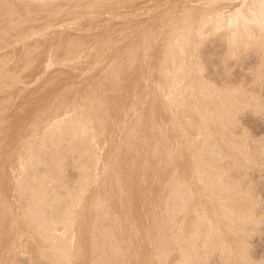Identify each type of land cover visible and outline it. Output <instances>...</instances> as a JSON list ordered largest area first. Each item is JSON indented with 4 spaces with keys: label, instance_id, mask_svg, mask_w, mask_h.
I'll use <instances>...</instances> for the list:
<instances>
[{
    "label": "rangeland",
    "instance_id": "374dc122",
    "mask_svg": "<svg viewBox=\"0 0 264 264\" xmlns=\"http://www.w3.org/2000/svg\"><path fill=\"white\" fill-rule=\"evenodd\" d=\"M169 1L171 4L169 3ZM257 3L258 2H256V0H213V1L212 0H129V1L128 0H111V1L110 0H105V1L104 0L102 1L100 0H93V1L92 0H0V55L2 56V57L0 56V60H1L0 61V65H1L0 66V70H1L0 71V76H1L0 77V244H1L0 252L2 251L0 253V264H51V263L59 264L61 262L60 260H62L60 264H62L63 262H65L64 264H105V263L106 264H119V263L126 264V262L127 264H163L166 261L170 262L171 259H172L171 263L173 262V264H188V263H181L180 258L178 257V253L180 255V252L178 251V249L177 248L171 249L168 244L169 238L171 236V232L174 231L177 227L178 228L181 227L185 233H188L189 231V234H191L192 232L191 229L195 230L193 232H198V231H201L200 228L202 227L201 233L203 232L202 233L203 235L198 232V234L195 235L194 237L196 241L193 240L195 249L197 247V250H196L197 252L195 251L196 257L194 256L192 263H189V264H194V260H195V264H197L196 258L198 256H200V259L199 257L197 258L200 260L199 264H232L233 262H235V264L237 263L238 264H264V225H262L264 224V42H261L262 40L264 41V35H262L264 34V31H261V29L257 27V25H255V22L256 24H259L260 22L264 21V16H262L264 15L262 14V12L264 13V11L261 12V9L255 6ZM86 4H88V6ZM249 4L251 6H249ZM14 5H16L17 7ZM82 6H84L86 10ZM181 9H182V12H180ZM84 10L86 12H84ZM22 11L24 13H22ZM212 11H214L216 14H214V12L212 14ZM252 12L255 14H253ZM256 12H259L260 14H262L260 15L262 17L258 16L259 13L257 14ZM210 14H212L213 16H211ZM217 15L221 16L222 18ZM227 15L230 19L226 17ZM210 17H211V21H210ZM241 17L249 21L248 26L243 25V23L241 22L238 23ZM259 17L263 20L259 21ZM227 18L230 21H233V22L236 21L235 22L236 25H234L235 23L228 21ZM255 18L258 20H256ZM212 20H214V22ZM220 20L222 23L220 22ZM215 23H217V25ZM44 26H46L47 28ZM226 27H229V29L227 30ZM238 28L239 29L241 28V30L239 31ZM241 31L243 32L242 34L240 33ZM248 31L251 32L252 34L248 33ZM257 31L259 32L256 33ZM31 32H33V34ZM237 32L239 33L236 36ZM30 34L32 35L30 36ZM256 34H259L260 39H258V36ZM230 35L237 42V45H238L237 50L239 51V54L241 53L240 54L241 56L237 63L232 62V63H236L235 65H231V64L229 65L230 67L233 68V70L230 73H226L224 67L221 64V61H222V58L225 56L226 52L229 50L228 49V37ZM242 35H244L245 37L247 36V37L246 38L244 36L242 37ZM200 37H207V39L201 42ZM241 37H242V41H241ZM66 39L68 40L69 44ZM254 39L257 41H255ZM190 41L192 42V44L189 45V43H191ZM17 42L19 43L21 42V43L19 44ZM185 43H186V46H185ZM201 43H202V46H201ZM259 43L261 44L258 45ZM82 46H83V49H82ZM188 46H192L191 49ZM30 47L32 50L30 49ZM34 47H36L37 49H35ZM256 47H258L257 50H256ZM47 48L49 49L47 50ZM52 52H53V55H51ZM184 53H186V55ZM65 55L67 57H65L64 59ZM182 55H183V58H182ZM184 57L186 58L184 59ZM76 58H78L79 60ZM187 58L188 60H186ZM59 61L62 62L63 64L60 63ZM183 61L186 63V66ZM188 61L190 64L188 63ZM170 63L172 64L170 65ZM177 64H180V67L177 68V66H179ZM24 67H27V68H24ZM156 70L158 71V73ZM178 70H179V73H178ZM185 70L187 71L185 72ZM190 70H194V71H190ZM195 70L197 71L195 72ZM18 71L19 73H17ZM159 71H160V75H158ZM182 73H185V74H182ZM195 73L197 74L199 78L197 76L192 75V74L195 75ZM7 74H10V75H7ZM7 77L10 78V80ZM175 77L178 78V80ZM182 77L184 78V81ZM194 78L195 80H193ZM18 79L21 81H19ZM175 82L177 84H175ZM190 82L191 83L196 82L198 87L196 86V84L193 85V83L191 86ZM162 84H165L166 86ZM179 84L180 86H177ZM163 86H164V89H163ZM165 87L166 89H169V90L165 91ZM209 87L211 89H209ZM158 88L160 91H158ZM175 88H177V90H174ZM191 88H192V92H191ZM230 88H231V91L234 92V94L227 92L229 91ZM179 89L180 90L182 89V90L180 91ZM196 89H198V92L196 91ZM213 89L215 90L214 92H213ZM184 90H186L187 92ZM201 90L203 91V93H201L202 92ZM204 90L205 91L207 90V92H205ZM157 91L158 93H160L159 96L157 94ZM170 92L172 95L170 94ZM194 92H196V96L194 95ZM215 92L217 94H215ZM184 93H186V97ZM238 94L239 96H237ZM163 95L165 96V99ZM167 95L168 97H166ZM235 95L237 97H235ZM224 96H225V100L228 99L227 102L223 100ZM229 96H233V97L230 98ZM160 97L162 98L160 99ZM197 97L201 99H198ZM210 97L212 98V100ZM150 98H152L151 99L152 102L150 101ZM237 98L239 99L237 100ZM155 99L157 103L155 102ZM167 99L170 100V103H168L169 101ZM231 99L237 100V101H232L233 102L232 103ZM184 100H185V103H184ZM187 100H188V103H187ZM178 101L181 103L179 104ZM194 101H197V104ZM199 101L201 102V104ZM224 101L226 102V105L229 106V107L227 106L228 109L232 107L231 104H234L235 107L230 109V111L232 112L234 116L230 113V111L228 115L230 116V118H232L233 116V120L235 121H231L232 119H229L228 117L225 118L226 117L225 115L223 117L222 113L226 108ZM133 102H134V105H133ZM208 102H210V104H208ZM234 102H238L237 103L238 107L236 103ZM171 103L175 107L170 105ZM202 103L203 104L206 103L205 106ZM221 103H223L224 106ZM184 104L186 106V109H185V106H183ZM194 104L196 108L194 107ZM211 104L214 108H212ZM162 105H163V108H161ZM182 107H184L183 112H181ZM203 107H205V109ZM173 108L174 109L177 108V110L174 111ZM187 108H189V110ZM194 108H195V111H193ZM190 109H193V110H190ZM200 109L202 110V113ZM204 110L206 111V114ZM210 110L212 111V113ZM120 111H122L124 115L121 114ZM171 111L175 112L174 113L175 116ZM198 111L201 114H199ZM208 111L210 114H208ZM214 111L216 114L214 113ZM156 114L157 116L154 117V115ZM184 115H187V116L189 115V116L184 117L183 119L180 118V116L182 117ZM221 115L223 119L221 118ZM121 116H123V118ZM170 116H171V119H170ZM190 116L191 117L193 116V117L191 118ZM200 116H203L204 118ZM126 117H127L126 121L128 120L127 123L126 121H124ZM176 117H178L177 118L178 121L176 120ZM157 118L159 119L162 118V120L161 119L160 120L163 123ZM186 118L188 119L186 120ZM195 118H196V121L194 120L192 122V120ZM202 118L204 120H202ZM216 118L218 120L219 118H221V122L223 123L227 121V123H230L231 127L229 124H228L229 125L228 127L227 124L224 123L225 127L223 130L213 131L210 134L207 130L208 120L214 121V120H217ZM199 121H202L203 123L200 122V125H199ZM70 122L71 123L74 122L72 124L74 125V127L70 124ZM174 122L176 123L177 128L175 127L176 125L174 124ZM232 122L235 124L232 125L233 124ZM188 123L191 125L192 124L195 125L194 126L195 128H193V125L191 126ZM122 124H124V126ZM142 125L144 126L143 129H142L143 127ZM186 125L191 130L193 129L192 132L194 133L197 132V134L190 132L191 130L189 129L187 130ZM76 126L77 128L79 126L81 127L80 129L79 128L77 129L78 133L76 132ZM148 126H149V129H148ZM171 126L173 129L171 128ZM69 127L72 129L75 128L74 129L75 132L69 129ZM84 127H85V130L83 129ZM226 127H227V130H225ZM96 128L98 131H96ZM177 129L179 130V132ZM146 130H148L149 133L148 131L146 132ZM102 131L103 132L105 131V133H103ZM127 131H129V133ZM154 131L156 132L158 131L157 134L159 135V137ZM95 132L96 133L99 132L98 136H96L97 134H95ZM113 132H114V135H112ZM184 132L186 134H184ZM206 132L210 134L209 135L210 137L208 136L210 142H208L207 140L208 134H205ZM142 133L144 136L142 135ZM160 133H162L163 135H160ZM190 133L194 134V136L196 135V137L192 136V134ZM107 134L109 135L108 139H107L108 137ZM72 135L74 137H77V139H74ZM78 135L79 136L81 135V136L78 137ZM220 135L222 138L220 137ZM71 136L73 137L72 139H74V141H71V138H70ZM82 136H85L84 139ZM111 136L114 138L112 139ZM137 136H138L139 141L137 139ZM81 137H82V140H85L87 143L81 141L80 140ZM177 137L179 138L177 139ZM69 138H70V141H69ZM141 138L144 140L143 141L144 143L142 142ZM106 139L107 141H110V144L107 143L109 147L106 145V142H105ZM94 140L95 142L92 144ZM147 140H148V143H147ZM199 140H201V142L203 143L206 140L207 144L206 143L203 144L199 142ZM78 141L80 143L83 142L87 145L83 144L85 146H82V143L80 144ZM69 142H74L75 144L74 143L72 144ZM129 142H130V145H129ZM175 142L178 145L175 144ZM228 143L230 144L228 145ZM91 144L92 146H94V148L92 149H91L92 147ZM134 144L136 145L135 148H134ZM148 144H150L149 147H148ZM162 144L164 146H162ZM170 144L172 147L170 146ZM72 145L74 146L76 145V146L71 149L70 146ZM78 145H81V146H78ZM102 145H106V146L104 147ZM112 145L113 147H111ZM142 145H145V146H142ZM183 145L185 148L183 147ZM200 145L204 148L200 147ZM48 146H51L52 148L54 146V148L52 149L51 147H49L50 149H52L50 150ZM180 146H181V149H180ZM193 146L195 147L193 148ZM44 148L48 149L52 154L48 150L47 152L46 149ZM75 148H76V151L74 150ZM132 148L135 149L136 153L134 152ZM165 148H166V152L164 153ZM140 149L142 152L140 151ZM150 149L151 151H149ZM53 150L54 152L57 153V155L56 153H53ZM91 150L93 151L91 152ZM145 150H146V154L144 152ZM198 150L200 151L203 150L204 154L202 153L203 151L199 152ZM96 151L98 152V155ZM114 151H115V154H113ZM80 152L81 154L86 152V154L80 155L79 154ZM149 152L151 153V155ZM206 152L209 157L205 154ZM77 154L79 156H77ZM91 154L92 156L89 157ZM100 154H101V158H99ZM164 154H165V157L162 156ZM167 155L170 156V159L168 158ZM204 155L208 158L205 159ZM129 156L130 158H128ZM33 157L35 158V160L33 159ZM47 157L49 158L52 157L53 160L50 158V162H49L47 161L48 159ZM139 157L141 161L143 160V164L140 163ZM153 157L157 160H155ZM196 157L198 159H196ZM95 158L96 160L98 158L97 164L95 162ZM148 158L150 159V161L148 160ZM159 158H160V161H159ZM104 159L105 160L107 159V160L105 161ZM121 159L123 160V162H121ZM171 159H173L174 162ZM108 160H109V163H108ZM212 160L214 162L213 163L214 166L211 163ZM40 161L43 162V166H42V163H40ZM99 161L101 163H99ZM38 162L40 163V165H36V163L39 164ZM85 162L86 163L88 162L89 165L88 163L86 164ZM164 162L166 163V165ZM49 163H50V168H49ZM81 163H85V165ZM93 163L94 165H92ZM121 163L123 164V167ZM135 163L138 164L137 168H136ZM174 163H176L177 165ZM190 163L193 165H191ZM201 163L202 164L204 163L203 164L204 167L202 165L200 166ZM140 164H142L141 165L142 168L140 167ZM198 164H199L200 169L197 166ZM90 165L93 168H91ZM153 166H155V169ZM189 167L193 171L190 170ZM210 167L213 169L212 170L213 172L211 171ZM95 168L97 169V172H95L96 171ZM149 168L152 170H150ZM22 169H24L23 172H22ZM98 169H100L102 173ZM30 170L34 174L31 173ZM50 170L52 172H50ZM140 170L142 173L139 172ZM196 170L198 171V173L196 172ZM46 171L47 172L49 171L48 172L49 174L47 176L45 175L47 174ZM89 171L90 173H88ZM92 171L95 172L94 174L96 177L94 176V174H92L93 176L91 175V173H93ZM104 171H106L105 174H104ZM133 171L136 172L135 175ZM149 171L152 173H150ZM187 171H189L190 174ZM18 172L19 174H17ZM29 172L30 174H28ZM42 173L44 174L45 178L42 176ZM98 173L100 174V176H98ZM20 174H21V177H20ZM83 174L87 175L86 178ZM208 174L211 175L212 177L209 176ZM15 175H17V177ZM30 175H33V176H30ZM149 175H151V177ZM205 175H207L208 177L207 176L205 177ZM24 176H27V177L24 178ZM88 176L90 180L87 178ZM153 176L155 177L153 178ZM189 176L192 178H190ZM41 177H43V181H40L42 180ZM112 177H114L115 179L114 178L112 179ZM209 177H211V179ZM19 178H21V180ZM33 178H35L37 182H35ZM136 178L138 179V181ZM207 178L210 179L211 181L208 180ZM16 179H18L19 182ZM45 179L48 182H46ZM81 179H82V182H80ZM124 179H126L125 182H124ZM213 179H216L219 182L217 181L215 183V180ZM120 180H123V181H120ZM162 180L164 181V183L162 182ZM202 180L206 184H204ZM99 181L101 184L99 183ZM114 181H115V185L113 183ZM222 181L224 182L225 185L223 184ZM13 182L14 183L17 182V184H14ZM31 182H32V185L34 184L33 186L35 188L31 185ZM119 182L120 183L124 182L123 184L125 187L123 186V184H119ZM221 182L222 184H220ZM37 183L39 185L38 187L39 189L40 187L41 189L44 188L43 190L41 189L40 190L45 192L43 195L45 197V201H48V202H45V206L49 208V212H47L48 208L46 209V207H44L45 212H44L43 218H41V216L38 215L36 210H34V208L37 209L36 207L38 205V200H36V196L38 195L39 198L41 196V191L38 190V188H36L38 186V185L36 186ZM42 183L45 186L42 185ZM87 183L90 184L88 185L89 188L87 186ZM92 183L94 185H92ZM170 183L171 185H169ZM202 183L204 184V186ZM79 184H81L80 188H79ZM137 184L138 186H136ZM17 185L18 187L14 188ZM176 185H178V188ZM23 186L24 188H22ZM106 186L108 187V189ZM224 186L226 187V189L227 187H229L230 190L229 191L228 189L227 191L221 190V189H225ZM190 187H193V188H190ZM210 187H213V188L211 189ZM19 188H21V192ZM77 188H78V192H77ZM82 188H83V191H82ZM146 188H148V194H147ZM180 188L181 190H179ZM216 188L218 189V192L219 190L221 191L220 194L217 192V190H214ZM13 189H17L19 191L15 192L17 190L14 191ZM115 189L117 191L119 190V195L117 194L118 192L115 191ZM128 189L130 192L128 191ZM160 189L161 191L159 193ZM183 189L185 191H183ZM32 190L33 191L35 190L36 192L35 191L33 192ZM37 190L40 192L39 194ZM84 190H85L84 195L83 194L81 195V193H83ZM101 190L103 191L102 193H104V195H102L103 197L101 196L102 198L100 197V195L102 194ZM122 190L124 193H122ZM113 191L115 192V194ZM134 191L136 192L134 193ZM87 192L88 194H86ZM95 192H97L98 195ZM191 192L194 194V197H193V194H191ZM224 192L226 193L228 192L231 195H228V193L226 195ZM34 193L36 196H34ZM78 193L80 194V196L77 195ZM91 193L93 194L91 195ZM107 193H108V198L106 196ZM186 194L189 197L191 196V198L188 199L189 197ZM212 194L214 196L213 198H212ZM222 194L223 195L225 194L226 196L224 195L225 196L224 197ZM50 195H52L51 198H48ZM70 195L72 196L75 195V196L72 197ZM76 195L79 197H77ZM89 195H91V197H89ZM184 195H185V200H184ZM104 196L106 200L104 199ZM156 196L157 197L159 196V199ZM176 196H178V199ZM219 196L221 197V199H219L220 198ZM29 197L33 198L35 202L33 199ZM52 197H53V200H52ZM66 197L68 198L66 199ZM83 197H85L86 202L90 201L89 204L88 203L86 204V202H84L85 199H82ZM93 197L96 200L100 199L101 201L100 200L96 201ZM155 197L157 200H155ZM165 198H166L165 203L166 204L169 203L167 205L164 203ZM215 198L217 201L215 200ZM63 199L66 202H64ZM124 199L125 201H123ZM162 199H163V202L159 201ZM25 200L27 201V203ZM30 200L32 201L31 203L35 205L36 207L35 206L32 207L33 205L29 203ZM71 200L72 202L70 203ZM174 200L175 201L183 200L184 205L183 206H181L180 204L176 205L173 203ZM188 200H190V202H188ZM231 200L233 201V203ZM107 201L108 203H106ZM226 201L227 203L228 201L230 204L232 203L231 205L233 206V208H231L232 206L230 207V205H228L229 203L228 204L225 203ZM21 202H24V203H21ZM49 202L52 203V206L49 204ZM58 202H60V205L57 204ZM61 202L64 204H61ZM73 202H74V205L72 204ZM154 202L158 205H155ZM159 202L163 203L165 207H163V204L160 206L161 203ZM219 202H221V204L222 202H224L225 206L223 204L220 205ZM28 203L31 206H29ZM78 203L82 206H78L79 205ZM96 203H98L99 206H97ZM101 203L104 204L103 205L104 207L102 206ZM95 204H96V210H97V211L95 210L96 213L93 211V209H95ZM123 204H124L125 210H124ZM214 204L216 205V207ZM116 205L120 207L119 209H121L120 211L122 212V214L121 212H119L120 214L118 213L119 209ZM126 205L128 207H126ZM25 206L27 207L26 208L27 210H25L24 208ZM217 206L218 207L220 206L219 208L221 209L223 208V209L221 210ZM61 207L65 209L63 210V208ZM69 207L71 209H69ZM90 207H92L93 209H91ZM105 207L107 208V210ZM114 207H115V210H114ZM83 208H87V209L85 210ZM162 208L164 212L165 210H167L165 214L164 212L162 214V211H161ZM197 208H199V210H197ZM216 208L217 210L218 209L219 210L217 211ZM28 209L30 211H28ZM179 209L182 210V212ZM60 210L63 211V213H65L63 214V216H62V212H59ZM91 210H92V213H91ZM105 210L107 212H105ZM158 210L160 211V214L162 216L164 215L165 217L164 216L160 217L161 215L158 214L159 213ZM170 210L172 212H170ZM23 211L25 212V216L23 215L24 214ZM26 211L28 213H26ZM200 211L203 215L199 213ZM33 212L36 213L35 216L33 215L35 214ZM169 212L171 213L170 215H169ZM177 212H180L182 214L184 213L182 215L183 217H181V214ZM229 212H231V214L228 215L227 213ZM30 213H31L30 217L31 218L33 217L32 219L29 218ZM46 213L50 214V216L47 215ZM52 213H53V216L51 215ZM106 213L107 214L109 213L108 214L109 217L107 216ZM110 213L111 214L113 213V215H111ZM118 214L120 216L124 214L123 216L125 217L122 216L123 218H121ZM235 214L238 216L237 218L239 219H236ZM56 215L60 216V219H63L65 216V218L63 219V223H62V220L58 222L59 219L58 217H56ZM171 216L173 217L174 222H173V219H171L172 218ZM178 216L182 218L181 220L182 222L180 221V218ZM209 216L212 217L211 220ZM231 216L233 218H231ZM35 217L36 218L39 217L38 219L39 221L35 219ZM44 217L45 218L47 217L46 218L47 224H43L41 221L44 219ZM50 217H54V218H50ZM69 217L72 218V220H70ZM191 217L194 220L193 219L190 220ZM199 217H201V219H198ZM48 218L53 219V220H50ZM86 218L88 219L86 220ZM165 218H168L169 220ZM226 218L227 220L225 222ZM230 218H231V221H229ZM92 219H93V223H91ZM160 219L162 220L160 221ZM232 219L234 222L232 221ZM35 220L37 221V224ZM64 220L68 221V225H67V222L65 225ZM176 220L179 221L178 222L179 225L177 224V222H175ZM189 220H190L189 224H186ZM40 221L42 224L40 223ZM48 221H51V223H49ZM151 221H154V222H151ZM31 222L34 225L30 224ZM38 222L40 224H38ZM77 222L78 223L80 222L79 225ZM136 222L138 226H136ZM191 222L193 225H190ZM220 222H222L223 224H221ZM122 223L124 224V226ZM131 223L133 224V226ZM173 223L174 225L176 224L178 226L175 225L176 226L175 227ZM194 223H196V226ZM227 223H229V226ZM59 224L61 226L60 229H56L59 227ZM63 224H64V228H62ZM86 224L88 225L86 226ZM165 224L169 225V229L167 228L168 226H166ZM198 224H200L201 227H199ZM39 225H41L42 227ZM47 225H49L48 227L51 226L49 230L47 229L48 228ZM126 225L128 227L130 226L129 228H131L132 232L129 230V228ZM187 225H189L192 228L188 227ZM203 225H205V227ZM224 225H226V227ZM233 225H235V227ZM35 226L37 227V230ZM65 226H67V230H65L66 232L68 231L70 233L69 230H72V229L74 230V232L71 231L70 234L68 232L66 233L64 231V229H66ZM68 226H70V229ZM78 226H79V229H78ZM154 226H156L157 228L155 227L154 229ZM186 226L188 230H186ZM197 226L198 228H196ZM84 227L86 228V231L89 233H86V231L84 230L85 229ZM41 228L43 231L47 229L45 231L46 234L42 232ZM206 228H207V231H206ZM212 229L214 230L216 229V230L213 231ZM50 230L52 231L50 232ZM61 230L64 234H66V236L64 235L65 240L68 235L71 236L72 239L75 237V240L73 239V241L70 242L72 239L68 236L69 239L66 240L65 242V240H63L64 238L62 237L63 235L61 233ZM101 230L102 232L104 231L103 232L104 235L101 232ZM135 230L138 234L135 232ZM169 230H170V233L167 234ZM57 231L60 232L58 235H57L58 233ZM76 232H79L78 233L79 235ZM98 232L99 234L97 235ZM48 233H49V236L52 235L50 233H53L52 239H54V237L56 240L61 238V241L63 242L61 241L60 242L65 243V244H62L64 245L63 248H62V245L59 246L58 243L54 242L51 239V237H46L48 236ZM74 233L78 236H76ZM115 233L116 234L119 233V235L117 234L116 236ZM199 234L202 237H200ZM209 234L213 235L211 236L213 240L210 238ZM222 234H223V237H222ZM204 235L206 238L204 237ZM214 235H216L217 239L215 238ZM83 236H84V239L82 240ZM85 236L86 237L88 236V237L86 238ZM105 236L107 237V239H104L106 238ZM23 237L25 238L27 237V238L25 239ZM39 237H41L42 239ZM111 237L113 239H111ZM125 237H126V240H124ZM199 237L201 239H199ZM19 238H20V241H19ZM162 238L164 239V242L162 241L163 240ZM203 238L205 240H202ZM207 238L209 239L207 240ZM214 238L216 241H214ZM1 239L3 240V242L1 241ZM98 239L100 240V242ZM118 239L119 240L121 239V241H119ZM145 239H147L148 241H146ZM218 239H219L218 241L219 244L216 243ZM234 239H235V242H233ZM46 240L47 241L50 240L51 243L53 241L52 243L53 245L47 242ZM112 240L114 241L112 242ZM152 240L153 242H151ZM87 241L88 242L90 241V242L88 243ZM202 241H204V243H202ZM81 242L83 243V245H81L82 244ZM195 242H196V246H195ZM212 242L214 243V245ZM221 242L223 245L221 244ZM20 243L21 244L24 243V244L21 245ZM54 243L57 244V246H54L55 245ZM71 243L72 244L77 243V244L76 245L74 244L73 246ZM19 244L21 245L20 249L14 248V246L19 248ZM67 244L69 245V247ZM209 244L213 246L212 247L208 246ZM224 244H226L228 246V249H230L228 254H227L228 250L227 249H226L227 251L225 250L224 247H226V245ZM237 244H239L240 246ZM66 245L68 249L71 247L69 249L70 252L69 254H67V259H62L61 250H63L66 247ZM220 245L221 247L223 246L222 248L223 250L221 249ZM232 245L234 246V249L232 248L233 247ZM43 246H45L44 249H43ZM52 246H54V248L56 250L58 249L59 251L53 250ZM116 246H118V248ZM148 246L150 247V249ZM153 246L156 248V250L155 248H153ZM90 247L92 248L90 249ZM134 247H136V249ZM238 247H241L240 251ZM40 248L42 249L43 252L41 251ZM82 248L83 249L85 248V250L82 251ZM242 248L244 251L242 250ZM74 249L78 253L73 251ZM77 249H80L81 251ZM89 249L93 251H90ZM152 249L154 250V253ZM14 250H16V252ZM17 250L22 253H19V252L17 253ZM175 250L177 252H174ZM11 251H13V253ZM23 251L25 254H23ZM32 251L34 252L33 254H31ZM111 251H112V254H110ZM113 251H114V255H113ZM236 251L238 252L236 253ZM48 252L52 254L50 255ZM58 252L60 255L59 256L60 260L58 259L59 257H56V255H54V253L58 255ZM74 252L77 253L76 255L77 257L74 255L75 254ZM82 252H84V254ZM198 252H199V255H197ZM222 252H224L228 256L226 257V255L223 254ZM27 253L30 255H28ZM42 253H44V255H42ZM70 253L71 255L73 254L72 256L74 258L70 256ZM231 253H234L232 257H231ZM45 254H49V255L46 256ZM87 254L89 256L91 255L90 258ZM239 254L241 257L245 254L247 258H245V256H243L242 258H237ZM109 255L110 256L112 255L111 256L112 258ZM169 255H171V258L169 257ZM234 255L236 258H234ZM30 256H32V258ZM69 256L72 258V260L71 258H69ZM79 256L80 257L82 256L80 258L81 261L79 259ZM97 256L99 257V259ZM133 256L135 258H133ZM175 256L177 258H175ZM46 257L48 260L46 259ZM52 257L53 258L55 257V260L52 259ZM102 259L104 262L102 261ZM173 259L174 261L178 259L177 260L178 263L176 261L175 263ZM230 259H232L233 262H231ZM169 262H167V264H171Z\"/></svg>",
    "mask_w": 264,
    "mask_h": 264
},
{
    "label": "bare ground",
    "instance_id": "6f19581e",
    "mask_svg": "<svg viewBox=\"0 0 264 264\" xmlns=\"http://www.w3.org/2000/svg\"><path fill=\"white\" fill-rule=\"evenodd\" d=\"M92 1H93V0H92ZM100 1H102V0H100ZM104 1H105V0H104ZM110 1H111V0H110ZM128 1H129V0H128ZM212 1H213V0H212ZM94 2H95V1H94ZM149 2H150V1H149ZM256 2H258V0H256ZM73 3H74V2H73ZM77 3H78V2H77ZM90 3H92V2H90ZM152 3H153V2H152ZM165 3H166V1H165ZM165 3H164V4H165ZM169 3H170V1H169ZM253 3H255V2H253ZM75 4H76V3H75ZM100 4H101V3H100ZM162 4H163V3H162ZM170 4H171V3H170ZM198 4H199V3H198ZM8 5H9V4H8ZM73 5H74V4H73ZM86 5L88 6V4H86ZM117 5H118V4H117ZM157 5H158V4H157ZM200 5H201V4H200ZM14 6H16V5H14ZM91 6H92V5H91ZM93 6H94V5H93ZM115 6H116V5H115ZM249 6H251V5L249 4ZM16 7H17V6H16ZM82 7L84 8V6H82ZM82 7H81V8H82ZM85 7H86V6H85ZM89 7H90V5H89ZM253 7H254V6H253ZM14 8H15V7H14ZM72 8H73V7H72ZM76 8H77V7H76ZM91 8H92V7H91ZM150 8H151V7H150ZM156 8H157V7H156ZM192 8H193V7H192ZM16 9H17V8H16ZM84 9L86 10V8H84ZM94 9H95V8H94ZM98 9H99V8H98ZM117 9H118V8H117ZM126 9H127V8H126ZM145 9H146V8H145ZM18 10H19V9H18ZM56 10H57V8H56ZM85 10H84V12H86ZM108 10H109V9H108ZM154 10H155V9H154ZM229 10H230V9H229ZM250 10H251V9H250ZM252 10H253V9H252ZM254 10H255V9H254ZM90 11H91V10H90ZM94 11H95V10H94ZM231 11H232V10H231ZM256 11H258V10H256ZM84 12H83V13H84ZM92 12H93V11H92ZM137 12H138V11H137ZM147 12H148V11H147ZM180 12H182V9H181ZM213 12H214V11H212V14H213ZM227 12H228V11H227ZM229 12H230V11H229ZM250 12H251V11H250ZM261 12H262V10H261ZM22 13H24V12L22 11ZM72 13H73V12H72ZM80 13H81V12H80ZM88 13H89V12H88ZM168 13H169V11H168ZM252 13H253V12H252ZM252 13H251V14H252ZM256 13L258 14L259 12H256ZM53 14H54V13H53ZM57 14H58V12H57ZM109 14H110V13H109ZM140 14H141V13H140ZM212 14H210V15L213 16ZM214 14H216V13L214 12ZM217 14H218V13H217ZM224 14H225V13H224ZM224 14H223V15H224ZM244 14H245V12H244ZM253 14H255V13H253ZM262 14H264V13L262 12ZM262 14L259 13L258 16H260V15H262ZM51 15H52V14H51ZM71 15H72V14H71ZM137 15H138V14H137ZM156 15H157V14H156ZM223 15H222V16H223ZM54 16H55V15H54ZM163 16H165V15H163ZM215 16H216V15H215ZM215 16H214V18H215ZM217 16H219V15H217ZM245 16H246V15H245ZM250 16H251V15H250ZM250 16H249V17H250ZM255 16H256V15H255ZM262 16H264V15H262ZM262 16H260V17H262ZM56 17H57V16H56ZM207 17H208V16H207ZM219 17H221V16H219ZM223 17H224V16H223ZM226 17H228V15H227ZM230 17H231V16H230ZM260 17H259V21H262L263 19H261ZM81 18H82V17H81ZM208 18H209V17H208ZM221 18H222V17H221ZM221 18H219V19H221ZM224 18H225V17H224ZM224 18H223V19H224ZM228 18H229V17H228ZM228 18H227V20L230 21V20H229L230 18H229V19H228ZM245 18H246V17H245ZM16 19H17V18H16ZM216 19H217V18H216ZM223 19H222V20H223ZM255 19H256V18H255ZM260 19H261V20H260ZM69 20H70V19H69ZM214 20H215V19H214ZM214 20H212V21L214 22ZM217 20H218V19H217ZM231 20H232V19H231ZM237 20H238V19H237ZM256 20H258V19H256ZM66 21H67V20H66ZM88 21H89V20H88ZM210 21H211V17H210ZM252 21H253V20H252ZM259 21H258V22H259ZM85 22H86V21H85ZM146 22H147V21H146ZM149 22H150V21H149ZM213 22H212V23H213ZM215 22H216V21H215ZM220 22H221V20H220ZM223 22H224V21H223ZM230 22H233V21H230ZM235 22H236V21H235ZM235 22H233V23H235ZM240 22H241V20L238 21V23H240ZM262 22H264V21H262ZM217 23H218V22H217ZM217 23H215V24L217 25ZM221 23H222V22H221ZM226 23H228V22H226ZM252 23H253V22H252ZM75 24H77V23H75ZM215 24H213V25H215ZM253 24H254V23H253ZM56 25H57V24H56ZM106 25H107V24H106ZM143 25H144V24H143ZM226 25H227V24H226ZM229 25H230V24H229ZM234 25H236V23H235ZM255 25H258V24H256V22H255ZM49 26H50V25H49ZM149 26H151V25H149ZM224 26H225V24H224ZM227 26H228V25H227ZM231 26H232V25H231ZM247 26H248V25H247ZM44 27H46V26H44ZM72 27H73V26H72ZM237 27H239V26H237ZM257 27H258V26H257ZM46 28H47V27H46ZM50 28H52V27H50ZM50 28H49V30H50ZM226 28H227V30L229 29V27H226ZM226 28H225V30H226ZM230 28H231V27H230ZM232 28H233V27H232ZM249 28H250V27H249ZM68 29H69V28H68ZM70 29H71V28H70ZM84 29H85V28H84ZM84 29H83V30H84ZM181 29H182V28H181ZM238 29H239V28H238ZM253 29H255V28H253ZM41 30H42V29H41ZM104 30H105V29H104ZM185 30H186V29H185ZM185 30H184V31H185ZM236 30H237V29H236ZM240 30H241V28L239 29V31H240ZM246 30H247V28H246ZM84 31H85V30H84ZM119 31H120V30H119ZM145 31H146V30H145ZM181 31H182V30H181ZM33 32H34V30H33ZM33 32H31V33L33 34ZM36 32H37V31H36ZM40 32H41V31H40ZM182 32H183V31H182ZM258 32H259V31H257L256 33H258ZM45 33H46V32H45ZM45 33H44V34H45ZM179 33H180V31H179ZM184 33H186V32H184ZM238 33H239V32H237L236 36L238 35ZM240 33L242 34L243 32L241 31ZM244 33H246V32H244ZM248 33H251V32L248 31ZM32 34H30V36H31ZM120 34H121V33H120ZM120 34H119V35H120ZM182 34H183V33H182ZM190 34H191V33H190ZM190 34H189V36H190ZM251 34H252V33H251ZM251 34H250V35H251ZM179 35H180V34H179ZM183 35H184V34H183ZM183 35H182V36H183ZM220 35H221V34H220ZM256 35L258 36V39H260L259 34H256ZM262 35H264V34H262ZM59 36H60V35H59ZM124 36H125V34H124ZM243 36H244V35H242V37H243ZM251 36H252V35H251ZM25 37H26V36H25ZM148 37H149V36H148ZM242 37H241V41H242ZM244 37H245V36H244ZM246 37H247V36H246ZM246 37H245V38H246ZM34 38H35V37H34ZM124 38H125V37H124ZM142 38H143V37H142ZM182 38H183V37H182ZM235 38H236V37H235ZM237 38H238V37H237ZM245 38H243V39H245ZM249 38H250V37H249ZM253 38H254V36H253ZM17 39H18V38H17ZM23 39H24V37H23ZM31 39H32V38H31ZM66 40H67V39H66ZM254 40H255V39H254ZM261 40H262V39H261ZM19 41H20V40H19ZM237 41H238V40H237ZM255 41H257V40H255ZM25 42H26V41H25ZM58 42H59V41H58ZM67 42H68V40H67ZM67 42H66V43H67ZM190 42H191V41H190ZM258 42H259V41H258ZM258 42H257V43H258ZM261 42H264V41L262 40ZM17 43H19V42H17ZM20 43H21V42H20ZM20 43H19V44H20ZM34 43H36V42H34ZM34 43H33V44H34ZM138 43H139V42H138ZM141 43H142V42H141ZM236 43H237V42H236ZM33 44H32V45H33ZM68 44H69V42H68ZM72 44H73V43H72ZM102 44H103V43H102ZM114 44H115V43H114ZM190 44H192V42L189 43V45H190ZM255 44H256V43H255ZM260 44H261V43H259L258 45H260ZM57 45H58V44H57ZM65 45H66V44H65ZM87 45H88V44H87ZM182 45H183V44H182ZM256 45H257V44H256ZM7 46H8V45H7ZM34 46H35V45H34ZM49 46H50V45H49ZM91 46H92V45H91ZM183 46H184V45H183ZM185 46H186V43H185ZM38 47H39V46H38ZM75 47H76V46H75ZM178 47H179V45H178ZM181 47H182V46H181ZM188 47L191 49L192 46H188ZM34 48L37 49L36 47H34ZM65 48H66V47H65ZM189 48H188V49H189ZM257 48H258V47H256V50H257ZM30 49H31V47H30ZM48 49H49V48H47V50H48ZM82 49H83V46H82ZM91 49H92V48H91ZM176 49H177V48H176ZM180 49H181V48H180ZM242 49H243V48H242ZM260 49H261V48H260ZM24 50H25V49H24ZM31 50H32V49H31ZM31 50H30V51H31ZM88 50H89V49H88ZM88 50H87V51H88ZM182 50H183V49H182ZM25 51H26V50H25ZM25 51H24V52H25ZM81 51H83V50H81ZM84 51H85V50H84ZM187 51H188V50H187ZM27 52H28V50H27ZM49 52H50V51H49ZM53 52H54V51H53ZM53 52H52L51 55H53ZM68 52H69V51H68ZM79 52H80V51H79ZM79 52H78V53H79ZM88 52H89V51H88ZM100 52H101V51H100ZM188 52H189V51H188ZM258 52H259V51H258ZM47 53H48V51H47ZM69 53H70V52H69ZM96 53H97V52H96ZM181 53H182V52H181ZM190 53H191V52H190ZM23 54H24V53H23ZM65 54H66V53H65ZM94 54H95V53H94ZM184 54L186 55V53H184ZM240 54H241V53H240ZM258 54H259V53H258ZM261 54H262V53H261ZM47 55H48V54H47ZM66 55H67V54H66ZM66 55L64 56V59H65V57H67ZM86 55H87V53H86ZM187 55H189V54H187ZM0 56H1V55H0ZM27 56H28V55H27ZM29 56H30V55H29ZM68 56H69V55H68ZM72 56H73V55H72ZM74 56H75V55H74ZM240 56H241V55H240ZM1 57H2V56H1ZM52 57H53V56H52ZM77 57H78V56H77ZM186 57H188V56H186ZM186 57H184V59H185ZM72 58H73V57H72ZM74 58H75V57H74ZM83 58H84V57H83ZM98 58H100V57H98ZM182 58H183V55H182ZM10 59H11V58H10ZM50 59H51V58H50ZM76 59H78V58H76ZM177 59H178V58H177ZM66 60H67V59H66ZM69 60H70V59H69ZM78 60H79V59H78ZM96 60H97V59H96ZM167 60H168V59H167ZM171 60H172V59H171ZM179 60H180V59H179ZM186 60H188V58H187ZM0 61H1V60H0ZM63 61H64V60H63ZM71 61H72V60H71ZM76 61H77V60H76ZM184 61H185V60H184ZM184 61H183V62H184ZM56 62H57V61H56ZM59 62H60V61H59ZM94 62H95V61H94ZM100 62H101V61H100ZM174 62H175V60H174ZM177 62H178V60H177ZM185 62H186V61H185ZM185 62H184V63H185ZM3 63H4V62H3ZM60 63H62V62H60ZM188 63H189V61H188ZM4 64H5V63H4ZM62 64H63V63H62ZM71 64H72V63H71ZM97 64H98V63H97ZM161 64H162V63H161ZM171 64H172V63H170V65H171ZM173 64H174V63H173ZM189 64H190V63H189ZM2 65H3V64H2ZM93 65H94V63H93ZM164 65H165V64H164ZM177 65H179V66H177V68L180 67V64H177ZM0 66H1V65H0ZM50 66H51V65H50ZM64 66H65V65H64ZM69 66H70V65H69ZM87 66H88V65H87ZM183 66H184V65H183ZM185 66H186V63H185ZM66 67H67V66H66ZM156 67H157V65H156ZM167 67H168V66H167ZM20 68H21V67H20ZM24 68H27V67H24ZM24 68H23V69H24ZM177 68H176V69H177ZM191 68H192V66H191ZM86 69H87V68H86ZM90 69H91V68H90ZM90 69H88V70H90ZM154 69H155V68H154ZM158 69H159V68H158ZM174 69H175V68H174ZM181 69H182V68H181ZM185 69H186V67H185ZM88 70H87V72H88ZM169 70H170V69H169ZM187 70H188V69H187ZM187 70H185V72H186ZM0 71H1V70H0ZM156 71H157V70H156ZM175 71H176V70H175ZM190 71H194V70H190ZM196 71H197V70H195V72H196ZM85 72H86V70H85ZM171 72H172V71H171ZM8 73H9V72H8ZM10 73H11V72H10ZM17 73H19V71H18ZM151 73H152V72H151ZM157 73H158V71H157ZM178 73H179V70H178ZM180 73H181V72H180ZM192 73H193V72H192ZM5 74H6V72H5ZM81 74H82V73H81ZM182 74H185V73H182ZM7 75H10V74H7ZM15 75H16V73H15ZM39 75H40V74H39ZM158 75H160V71H159V74H158ZM192 75H193V76H197L196 73H195V75H194V74H192ZM17 76H18V75H17ZM0 77H1V76H0ZM39 77H40V76H39ZM119 77H120V76H119ZM173 77H174V75H173ZM197 77H198V76H197ZM197 77H196V78H197ZM7 78H8V77H7ZM17 78H18V77H17ZM117 78H118V77H117ZM161 78H162V77H161ZM175 78H176V77H175ZM175 78H174V79H175ZM182 78H183V77H182ZM198 78H199V77H198ZM8 79L10 80V78H8ZM11 79H12V78H11ZM35 79H36V78H35ZM35 79H34V80H35ZM120 79H121V78H120ZM158 79H159V78H158ZM176 79L178 80V78H176ZM18 80H19V79H18ZM37 80H38V79H37ZM37 80H36V81H37ZM156 80H157V79H156ZM161 80H162V79H161ZM163 80H164V79H163ZM172 80H173V79H172ZM193 80H195V78H194ZM193 80H192V81H193ZM199 80H200V79H199ZM16 81H17V80H16ZM19 81H21V80H19ZM183 81H184V78H183ZM11 82H12V81H11ZM159 82H160V81H159ZM171 82H172V81H171ZM180 82H181V81H180ZM186 82H187V81H186ZM198 82H199V81H198ZM117 83H118V82H117ZM172 83H173V82H172ZM190 83H191V82H190ZM190 83H189V84H190ZM192 83H193V85L196 84V82H192ZM192 83H191V86H192ZM4 84H5V83H4ZM14 84H15V83H14ZM156 84H157V83H156ZM158 84H159V83H158ZM175 84H177V83L175 82ZM182 84H183V83H182ZM186 84H187V83H186ZM198 84H199V83H198ZM29 85H30V84H29ZM162 85H165V84H162ZM26 86H28V85H26ZM26 86H24V87H26ZM153 86H154V85H153ZM157 86H159V85H157ZM157 86H155V87H157ZM165 86H166V85H165ZM173 86H174V84H173ZM177 86H180V84L177 85ZM177 86H176V87H177ZM196 86H197V84H196ZM196 86H195V88H196ZM10 87H11V86H10ZM24 87H23V88H24ZM155 87H154V88H155ZM160 87H161V86H160ZM171 87H172V86H171ZM187 87H188V86H187ZM197 87H198V86H197ZM7 88H8V87H7ZM23 88H22V89H23ZM184 88H185V86H184ZM188 88H189V87H188ZM155 89H156V88H155ZM163 89H164V86H163ZM163 89H162V90H163ZM171 89H172V88H171ZM201 89H203V88H201ZM205 89H206V88H205ZM209 89H211V88L209 87ZM152 90H153V89H152ZM166 90H169V89H166V87H165V91H166ZM174 90H177V88H175ZM174 90H173V91H174ZM179 90H180V89H179ZM181 90H182V89H181ZM181 90H180V91H181ZM186 90H187V88H186ZM186 90H184V91H186ZM2 91H3V90H2ZM158 91H160L159 88H158ZM158 91H157V94H158V96H159L160 93H158ZM163 91H164V90H163ZM173 91H172V92H173ZM196 91L198 92V89H196ZM201 91H202V90H201ZM204 91H205V90H204ZM210 91H212V90H210ZM214 91H215V90L213 89V92H214ZM216 91H217V90H216ZM225 91H227V90H225ZM186 92H187V91H186ZM191 92H192V88H191ZM205 92H207V90H206ZM227 92H230V93H233V94H234V92L231 91V88H230L229 91H227ZM174 93H175V92H174ZM201 93H203V91H202ZM222 93H223V92H222ZM152 94H153V93H152ZM163 94H164V93H163ZM170 94H171V92H170ZM184 94H185V97H186V93H184ZM205 94H206V93H205ZM215 94H217V93L215 92ZM218 94H219V93H218ZM239 94H240V93H239ZM239 94H238L237 96H239ZM171 95H172V94H171ZM171 95H170V96H171ZM194 95L196 96V92H194ZM220 95H221V94H220ZM163 96H164V95H163ZM163 96H162V97H163ZM173 96H174V95H173ZM179 96H180V95H179ZM201 96H202V95H201ZM207 96H208V94H207ZM237 96L235 95V97H237ZM136 97H137V96H136ZM149 97H150V96H149ZM162 97H160V99H161ZM166 97H168V95H167ZM214 97H215V96H214ZM227 97H228V95H227ZM229 97L231 98V97H233V96H229ZM158 98H159V97H158ZM170 98H171V97H170ZM174 98H175V97H174ZM197 98H198V97H197ZM203 98H204V97H203ZM210 98H211V97H210ZM215 98H216V97H215ZM151 99H152V98H150V101H151ZM164 99H165V96H164ZM168 99H169V98H168ZM168 99H167V100H168ZM180 99H181V98H180ZM198 99H201V98H198ZM207 99H208V98H207ZM233 99H234V98H233ZM238 99H239V98H237V100H238ZM106 100H107V98H106ZM158 100H159V99H158ZM167 100H166V101H167ZM173 100H174V99H173ZM192 100H194V99H192ZM205 100H206V98H205ZM211 100H212V98H211ZM213 100H214V99H213ZM223 100H225V96H224V99H223ZM237 100H232V99H231V102H232V101H237ZM163 101H164V100H163ZM166 101H165V102H166ZM168 101H169L168 103H170V100H168ZM179 101H180V100H179ZM179 101H178V102H179ZM200 101H201V100H200ZM200 101H199V102H200ZM225 101L227 102L228 99L225 100ZM225 101H224V102H225ZM229 101H230V100H229ZM239 101H240V100H239ZM151 102H152V101H151ZM155 102L157 103L156 99H155ZM158 102H159V101H158ZM176 102H177V101H176ZM194 102L197 104V101H194ZM226 102H225V105H226ZM101 103H102V102H101ZM149 103H150V102H149ZM163 103H164V102H163ZM163 103H162V104H163ZM168 103H167V104H168ZM180 103H181V102H179V104H180ZM184 103H185V100H184ZM187 103H188V100H187ZM187 103H186V104H187ZM214 103H215V102H214ZM229 103H230V102H229ZM232 103H233V102H232ZM234 103H236V105H237V107H238V104H237L238 102H234ZM239 103H240V102H239ZM136 104H137V103H136ZM151 104H152V103H151ZM174 104H175V103H174ZM182 104H183V103H182ZM200 104H201V102H200ZM200 104H199V105H200ZM202 104H203V103H202ZM205 104H206V103H204L203 105L205 106ZM208 104H210V102H208ZM215 104H216V103H215ZM221 104L223 105V103H221ZM227 104H228V103H227ZM230 104H231V103H230ZM230 104H229V105H230ZM133 105H134V102H133ZM133 105H132V106H133ZM152 105H153V104H152ZM158 105H159V104H158ZM164 105H165V104H164ZM170 105H172V103H171ZM222 105H221V106H222ZM112 106H113V104H112ZM149 106H150V105H149ZM156 106H157V104H156ZM172 106H173V105H172ZM183 106H185V104H184ZM191 106H192V105H191ZM206 106H207V105H206ZM211 106H212V104H211ZM223 106H224V105H223ZM227 106H228V105H226V108H227ZM231 106H232L231 108L235 107L234 104H231ZM86 107H87V106H86ZM133 107H134V106H133ZM150 107H151V106H150ZM150 107H149V108H150ZM173 107H175V106H173ZM187 107H188V106H187ZM189 107H190V106H189ZM194 107H195V104H194ZM197 107H198V106H197ZM228 107H229V106H228ZM136 108H137V107H136ZM158 108H159V107H158ZM161 108H163V105H162ZM183 108H184V107L181 108V109H182L181 112H183ZM195 108H196V107H195ZM195 108H194V110H193V109H190V110L195 111ZM199 108H200V106H199ZM203 108L205 109V107H203ZM212 108H214V107L212 106ZM216 108H217V106H216ZM223 108H224V107H223ZM226 108H225V110L223 109V110H224L223 113H222L223 117H224V115H225V116H226L225 118L228 117L229 119H232L231 121H235V120H233V116H234V115H233L232 112L230 111L231 108H229V109H228V108L226 109ZM91 109H93V108H91ZM102 109H103V108H102ZM117 109H118V107H117ZM117 109H116V110H117ZM173 109H174V108H173ZM173 109H172V110H173ZM185 109H186V106H185ZM187 109L189 110V108H187ZM207 109H208V108H207ZM236 109H237V108H236ZM121 110H122V109H121ZM150 110H151V109H150ZM156 110H157V109H156ZM161 110H162V109H161ZM166 110H168V109H166ZM175 110H177V108L174 109V111H175ZM218 110H219V108H218ZM220 110H222V109H220ZM117 111H118V110H117ZM140 111H141V110H140ZM147 111H148V110H147ZM169 111H170V109H169ZM184 111H185V110H184ZM200 111H201V113H202V110H201V109H200ZM204 111H205V110H204ZM210 111H211V110H210ZM229 111H230V113L233 115L232 118H230V116L228 115V114H229ZM233 111H234V109H233ZM120 112H121V114H123L122 111H120ZM137 112H138V111H137ZM171 112H172V111H171ZM188 112H190V111H188ZM198 112H199V111H198ZM101 113H102V112H101ZM126 113H127V112H126ZM156 113H157V112H156ZM159 113H160V112H159ZM168 113H169V112H168ZM172 113L174 114L175 112H172ZM196 113H197V112H196ZM201 113L199 112V114H201ZM203 113H204V112H203ZM211 113H212V111H211ZM214 113H215V111H214ZM83 114H84V113H83ZM118 114H119V113H118ZM135 114H136V113H135ZM148 114H149V113H148ZM151 114H152V113H151ZM170 114H171V113H170ZM180 114H181V113H180ZM191 114H192V113H191ZM205 114H206V111H205ZM208 114H210L209 111H208ZM215 114H216V113H215ZM231 114H230V115H231ZM123 115H124V114H123ZM128 115H129V114H128ZM128 115H127V117H128ZM133 115H134V114H133ZM138 115H139V113H138ZM164 115H165V114H164ZM178 115H179V114H178ZM181 115H182V114H181ZM197 115H198V114H197ZM222 115H221V118H222ZM156 116H157V114L154 115V117H156ZM172 116H173V115H172ZM174 116H175V114H174ZM188 116H189V115H188ZM188 116H187V115H184V116H182V117L180 116V118L183 119L184 117H188ZM193 116H194V114H193ZM193 116H192V117H193ZM206 116H207V115H206ZM112 117H113V116H112ZM121 117L123 118V116H121ZM127 117L125 118L124 121H126ZM190 117H191V116H190ZM192 117H191V118H192ZM195 117H196V116H195ZM200 117H203V116H200ZM209 117H210V116H209ZM122 118H121V119H122ZM177 118H178V117H176V120H177ZM196 118H197V117H196ZM196 118L193 119L192 122H193L194 120L196 121ZM203 118H204V117H203ZM203 118H202V120H204ZM221 118H219V120L216 118L217 120H214V121H213V120H208V125H207V128H208V129H207V130H208V132H209L210 134H211V132H213V131H220V130H223L224 127H225V126H224V125H225L224 123H226L227 126L229 127L230 123H227V121H225L224 123L221 122ZM225 118H224V120H225ZM157 119H159V118H157ZM160 119L162 120V118H160ZM160 119H159V120H160ZM170 119H171V116H170ZM187 119H188V118H186V120H187ZM197 119H198V118H197ZM222 119H223V118H222ZM116 120H117V118H116ZM119 120H120V119H119ZM161 120H160V121H161ZM165 120H166V119H165ZM190 120H191V119H190ZM224 120H223V121H224ZM75 121H76V120H75ZM83 121H84V119H83ZM87 121H88V120H87ZM92 121H93V119H92ZM92 121H91V122H92ZM113 121H114V120H113ZM127 121H128V120H127ZM127 121H126V123H127ZM154 121H155V120H154ZM168 121H169V120H168ZM177 121H178V120H177ZM182 121H183V120H182ZM197 121H198V120H197ZM76 122H77V121H76ZM111 122H112V121H111ZM119 122H120V121H119ZM142 122H143V121H142ZM147 122H148V121H147ZM161 122H162V121H161ZM192 122H190V123H192ZM200 122H202V121H199V125H200ZM73 123H74V122H73ZM73 123L70 122L71 125H72ZM77 123H78V122H77ZM77 123H76V125H77ZM131 123H133V122H131ZM137 123H138V122H137ZM151 123H152V121H151ZM151 123H150V125H151ZM162 123H163V122H162ZM170 123H171V122H170ZM183 123H184V122H183ZM202 123H203V122H202ZM206 123H207V122H206ZM232 123H233V122H232ZM92 124H93V123H92ZM92 124H91V125H92ZM167 124H168V122H167ZM172 124H173V123H172ZM174 124L176 125L175 122H174ZM188 124H189V123H188ZM194 124H195V123H194ZM228 124H229V125H228ZM234 124H235V123H233L232 125H234ZM71 125H70V126H71ZM79 125H80V123H79ZM93 125H94V124H93ZM93 125H92V126H93ZM109 125H110V124H109ZM117 125H118V124H117ZM122 125L124 126V124H122ZM143 125H144V124H143ZM143 125H142V126H143ZM147 125H148V124H147ZM162 125H164V124H162ZM170 125H171V124H170ZM189 125H191V124H189ZM192 125H193V124H192ZM192 125H191V126H192ZM201 125H202V124H201ZM204 125H205V124H204ZM72 126L74 127V125H72ZM82 126H83V125H82ZM89 126H90V125H89ZM155 126H156V125H155ZM168 126H169V125H168ZM194 126H195V125H193V128H195ZM95 127H96V126H95ZM100 127H101V126H100ZM126 127H127V126H126ZM128 127H129V126H128ZM163 127H164V126H163ZM175 127L177 128V125H176ZM189 127H190V126H189ZM198 127H199V126H198ZM204 127H205V126H204ZM204 127H203V128H204ZM230 127H231V125H230ZM78 128L80 129L81 127L79 126ZM78 128H77V126H76V132L78 131V130H77ZM113 128H114V127H113ZM118 128H119V127H118ZM143 128H144V126L142 127V129H143ZM164 128H165V127H164ZM164 128H163V129H164ZM171 128H172V126H171ZM191 128H192V127H191ZM205 128H206V127H205ZM69 129H71V130L74 131L75 128L72 129V128L69 127ZM83 129L85 130V127H84ZM90 129H91V128H90ZM106 129H107V128H106ZM115 129H116V128H115ZM148 129H149V126H148ZM166 129H167V128H166ZM166 129H165V130H166ZM172 129H173V128H172ZM186 129H187V130H188V129L191 130L190 128L187 127V125H186ZM229 129H230V128H229ZM229 129H228V130H229ZM110 130H111V129H110ZM119 130H120V129H119ZM122 130H123V129H122ZM152 130H154V129H152ZM152 130H151V131H152ZM155 130H156V129H155ZM177 130H178V129H177ZM198 130H199V129H198ZM225 130H227V127L225 128ZM73 131H72V132H73ZM80 131H82V130H80ZM96 131H98L97 128H96ZM111 131H112V130H111ZM135 131H136V130H135ZM147 131H148V130H146V132H147ZM192 131H193V129H192L190 132H192ZM194 131H195V130H194ZM196 131H197V130H196ZM200 131H201V130H200ZM204 131H205V130H204ZM74 132H75V131H74ZM102 132H103V131H102ZM127 132L129 133V131H127ZM154 132H156V131H154ZM157 132H158V131H157ZM157 132H156V134H157ZM178 132H179V130H178ZM222 132H223V131H222ZM70 133H71V132H70ZM77 133H78V132H77ZM82 133H83V132H82ZM85 133H86V131H85ZM103 133H105V131H104ZM128 133H127V134H128ZM148 133H149V131H148ZM164 133H165V132H164ZM170 133H171V132H170ZM192 133H194V132H192ZM192 133H190V134H192ZM195 133L197 134V132H195ZM195 133H194V134H195ZM200 133H201V132H200ZM202 133H203V132H202ZM209 133H207V132L205 133V134H208V135H207V138H208L207 140H208V142H210V141H209V137H210V136H209V135H210ZM217 133H218V132H217ZM223 133H224V132H223ZM232 133H233V132H232ZM71 134H72V133H71ZM73 134H74V133H73ZM79 134H81V133H79ZM95 134H97L96 136H98L99 132H98V133L95 132ZM184 134H186V133L184 132ZM188 134H189V132H188ZM194 134H192V136H194ZM198 134H199V132H198ZM205 134H204V135H205ZM218 134H219V133H218ZM218 134H217V135H218ZM224 134H225V133H224ZM228 134H230V133H228ZM76 135H77V134H76ZM83 135H84V134H83ZM104 135H105V134H104ZM107 135H108V134H107ZM112 135H114V132L112 133ZM129 135H130V134H129ZM142 135H143V133H142ZM151 135H152V134H151ZM157 135H158V134H157ZM160 135H163V134L160 133ZM172 135H173V134H172ZM200 135H201V134H200ZM72 136H73V135H72ZM72 136L70 137V138H71V141H74V139H77V137H74V136H73L74 139H72V138H73ZM80 136H81V135H80ZM80 136L78 135V137H80ZM102 136H103V134H102ZM143 136H144V135H143ZM197 136H198V135H197ZM208 136H209V137H208ZM218 136H219V135H218ZM223 136H224V135H223ZM231 136H232V135H231ZM82 137H83V139H84L85 136H82ZM82 137H81L80 140L83 141V142H86L85 140H82ZM111 137H112V136H111ZM117 137H118V136H117ZM129 137H130V136H129ZM147 137H148V136H147ZM149 137H151V136H149ZM155 137H156V136H155ZM158 137H159V135H158ZM194 137H196V135H195ZM215 137H216V136H215ZM220 137H221V135H220ZM226 137H227V136H226ZM70 138H69V141H70ZM89 138H90V137H89ZM93 138H94V137H93ZM104 138H105V137H104ZM108 138H109V135H108L107 139H108ZM113 138H114V137H112V139H113ZM118 138H119V137H118ZM118 138H117V140H118ZM169 138H170V137H169ZM178 138H179V137H177V139H178ZM211 138H212V137H211ZM221 138H222V137H221ZM224 138H225V137H224ZM231 138H232V137H231ZM107 139H106V141L104 140V141L106 142V145H107V143L110 144V141H107ZM133 139H134V138H133ZM137 139H138V136H137ZM141 139H142V138H141ZM141 139H140V140H141ZM144 139H145V138H144ZM161 139H162V137H161ZM96 140H97V139H96ZM129 140H130V139H129ZM158 140H159V139H158ZM184 140H185V139H184ZM216 140H218V139H216ZM221 140H222V139H221ZM227 140H228V139H227ZM230 140H231V139H230ZM67 141H68V140H67ZM76 141H77V140H76ZM111 141H112V140H111ZM138 141H139V139H138ZM143 141H144V140L142 139V142H143ZM172 141H173V140H172ZM231 141H232V140H231ZM53 142H54V141H53ZM78 142H79V141H78ZM83 142H81V143H82V146L87 145V144H85V143H83ZM88 142H89V141H88ZM94 142H95V140L92 142V144H93ZM105 142H103V143H105ZM126 142H127V140H126ZM135 142H137V141H135ZM135 142H134V143H135ZM177 142H178V141H177ZM185 142H186V141H185ZM199 142H201V140H199ZM199 142H198V144H199ZM214 142H215V141H214ZM225 142H226V141H225ZM54 143H55V142H54ZM69 143H72V144H73L74 142H69ZM76 143H77V142H76ZM79 143H80V142H79ZM81 143H80V144H81ZM86 143H87V142H86ZM116 143H117V142H116ZM143 143H144V142H143ZM143 143H142V144H143ZM147 143H148V140H147ZM158 143H159V142H158ZM172 143H173V142H172ZM178 143H179V142H178ZM201 143H203V142H201ZM204 143H206V140H205ZM204 143H203V144H204ZM231 143H232V142H231ZM233 143H234V142H233ZM74 144H75V143H74ZM83 144H85V145H83ZM92 144H91V146H92ZM95 144H96V143H95ZM117 144H118V143H117ZM175 144H177V143L175 142ZM185 144H187V143H185ZM206 144H207V143H206ZM206 144H205V145H206ZM209 144H210V143H209ZM209 144H208V145H209ZM217 144H218V143H217ZM229 144H230V143H228V145H229ZM97 145H98V143H97ZM106 145H102V146L105 147ZM129 145H130V142H129ZM149 145H150V144H148V147H149ZM177 145H178V144H177ZM193 145H194V143H193ZM51 146H52V145H51ZM51 146H48V148L51 147ZM75 146H76V145H75ZM75 146L72 145V146H70V148L72 149V148L75 147ZM78 146H81V145H78ZM89 146H90V145H89ZM107 146H108V145H107ZM135 146H136V145L134 144V148H135ZM142 146H145V145H142ZM162 146H164V145L162 144ZM170 146H171V144H170ZM186 146H187V145H186ZM206 146H207V145H206ZM46 147H47V146H46ZM55 147H56V146H55ZM95 147H96V146H95ZM108 147H109V146H108ZM111 147H113V145H112ZM118 147H119V145H118ZM124 147H125V145H124ZM148 147H147V148H148ZM165 147H166V145H165ZM171 147H172V146H171ZM175 147H176V146H175ZM178 147H179V146H178ZM183 147H184V145H183ZM194 147H195V146H193V148H194ZM200 147H202V146L200 145ZM207 147H208V146H207ZM207 147H206V149H207ZM51 148H52V147H51ZM53 148H54V146H53ZM53 148H52V149H53ZM92 148H94V146H92L91 149H92ZM150 148H151V147H150ZM184 148H185V147H184ZM184 148H183V149H184ZM202 148H204V147H202ZM202 148H201V149H202ZM44 149H46V148H44ZM49 149H50V148H49ZM52 149H50V150H52ZM84 149H85V148H84ZM84 149H83V150H84ZM96 149H97V148H96ZM104 149H105V148H104ZM109 149H110V148H109ZM132 149H133V148H132ZM155 149H156V147H155ZM180 149H181V146H180ZM183 149H182V150H183ZM198 149H200V148H198ZM47 150H48V149H46V151H47ZM74 150L76 151V148H75ZM74 150H73V151H74ZM112 150H113V149H112ZM114 150H115V149H114ZM118 150H119V149H118ZM133 150H134V152H135V149H133ZM133 150H132V151H133ZM143 150H144V149H143ZM162 150H163V149H162ZM175 150H176V149H175ZM193 150H194V149H193ZM48 151H49V150H48ZM48 151H47V152H48ZM55 151H56V150H55ZM85 151H86V150H85ZM92 151H93V150H91V152H92ZM94 151H95V150H94ZM107 151H108V150H107ZM140 151H141V149H140ZM140 151H139V152H140ZM149 151H151V149H150ZM198 151L201 152V151H203V150H201V151L198 150ZM49 152H50V151H49ZM81 152H82V151H81ZM81 152L79 153L80 155L86 154V152L83 153V154H81ZM89 152H90V151H89ZM89 152H88V153H89ZM91 152H90V153H91ZM96 152H97V151H96ZM96 152H95V153H96ZM101 152H102V151H101ZM112 152H113V151H112ZM127 152H128V151H127ZM141 152H142V151H141ZM144 152H145V154H146V150H145ZM158 152H159V151H158ZM165 152H166V148H165L164 153H165ZM168 152H169V151H168ZM187 152H188V150H187ZM199 152H198V153H199ZM50 153H51V152H50ZM53 153H56V152H54V150H53ZM77 153H78V152H77ZM116 153H117V152H116ZM135 153H136V152H135ZM149 153H150V152H149ZM153 153H154V152H153ZM190 153H192V152H190ZM198 153H197V154H198ZM202 153L204 154V151H203ZM36 154H37V153H36ZM51 154H52V153H51ZM102 154H103V153H102ZM109 154H110V153H109ZM113 154H115V151H114ZM129 154H130V153H129ZM139 154H140V153H139ZM169 154H170V153H169ZM174 154H176V153H174ZM194 154H195V152H194ZM205 154L207 155V152H206ZM37 155H38V154H37ZM56 155H57V153H56ZM94 155H95V154H94ZM97 155H98V152H97ZM134 155H135V154H134ZM148 155H149V154H148ZM150 155H151V153H150ZM188 155H189V153H188ZM188 155H187V156H188ZM190 155H191V154H190ZM38 156H39V155H38ZM38 156H37V157H38ZM77 156H79V155L77 154ZM87 156H88V155H87ZM87 156H86V157H87ZM91 156H92V154H91L89 157H91ZM103 156H105V155H103ZM108 156H109V155H108ZM117 156H118V155H117ZM131 156H132V155H131ZM153 156H154V155H153ZM157 156H158V155H157ZM162 156L165 157V154L162 155ZM162 156H161V157H162ZM167 156H168V155H167ZM177 156H178V155H177ZM179 156H180V155H179ZM207 156H208V155H207ZM211 156H212V155H211ZM45 157H46V156H45ZM45 157H43V158H45ZM67 157H68V156H67ZM81 157H82V156H81ZM111 157H112V156H111ZM114 157H115V156H114ZM143 157H144V156H143ZM151 157H152V156H151ZM197 157H198V156H197ZM197 157H196V159H198ZM204 157H205V159H206V158H208L209 156L206 157V156L204 155ZM47 158H48L47 161H49V162H50V158L52 159V157H50V158L47 157ZM53 158H54V157H53ZM78 158H79V157H78ZM83 158H84V157H83ZM99 158H101V154H100ZM108 158H109V157H108ZM120 158H121V157H120ZM128 158H130V156H129ZM134 158H135V157H134ZM153 158H154V157H153ZM168 158L170 159V156H168ZM185 158H186V157H185ZM188 158H189V157H188ZM188 158H187V159H188ZM192 158H193V156H192ZM33 159L35 160L34 157H33ZM36 159H37V158H36ZM81 159H82V158H81ZM81 159H80V160H81ZM84 159H85V158H84ZM89 159H90V158H89ZM91 159H92V158H91ZM154 159H155V158H154ZM169 159H168V160H169ZM194 159H195V158H194ZM41 160H42V158H41ZM52 160H53V159H52ZM92 160H93V159H92ZM104 160H105V159H104ZM106 160H107V159H106ZM106 160H105V161H106ZM128 160H129V159H128ZM128 160H127V161H128ZM139 160H140V157H139ZM148 160L150 161L149 158H148ZM155 160H157V159H155ZM162 160H163V158H162ZM166 160H167V159H166ZM171 160H173V159H171ZM199 160H200V159H199ZM208 160H209V159H208ZM215 160H217V159H215ZM78 161H79V159H78ZM83 161H85V160H83ZM86 161H88V160H86ZM101 161H103V160H101ZM127 161H126V162H127ZM153 161H154V160H153ZM159 161H160V158H159ZM194 161H195V160H194ZM210 161H211V159H210ZM36 162H37V160H36ZM45 162H46V161H45ZM53 162H55V161H53ZM81 162H82V161H81ZM91 162H92V161H91ZM95 162H96V164L98 163V158H97V160H96V158H95ZM95 162H94V163H95ZM111 162H112V161H111ZM121 162H123L122 159H121ZM136 162H137V161H136ZM138 162H139V161H138ZM155 162H156V161H155ZM173 162H174V160H173ZM175 162H176V161H175ZM199 162H200V161H199ZM199 162H197V163H199ZM33 163H34V162H33ZM38 163H39V162H38ZM40 163H42V166H43V162L40 161ZM40 163H39V164L36 163V165H40ZM77 163H78V162H77ZM77 163H76V164H77ZM85 163H86V162H85ZM85 163H81V164H84V165H85ZM87 163H88V162H87ZM87 163H86V164H87ZM94 163H93L92 165H94ZM99 163H101V162L99 161ZM105 163H106V162H105ZM108 163H109V160H108ZM127 163H128V162H127ZM140 163L143 164V160H142V161L140 160ZM164 163H165V162H164ZM170 163H171V162H170ZM170 163H169V165H170ZM187 163H188V161H187ZM192 163H193V162H192ZM205 163H206V162H205ZM211 163H212V165L214 166V164H213V163H214L213 160H212ZM76 164H75V165H76ZM121 164H122V163H121ZM142 164H140V167H141V168H142V166H141ZM174 164H176V163H174ZM190 164H191V163H190ZM195 164H196V162H195ZM203 164H204V163H203ZM203 164L201 163L200 166H201V165L203 166ZM36 165H35V166H36ZM54 165H55V164H54ZM88 165H89V163H88ZM109 165H110V164H109ZM130 165H131V164H130ZM135 165H136V168H137V165H138V164L135 163ZM159 165H160V164H159ZM165 165H166V163H165ZM176 165H177V164H176ZM191 165H193V164H191ZM207 165H208V164H207ZM79 166H80V165H79ZM82 166H83V165H82ZM90 166H91V165H90ZM97 166H98V165H97ZM97 166H96V167H97ZM100 166H101V164H100ZM105 166H106V165H105ZM116 166H117V165H116ZM131 166H132V165H131ZM131 166H130V167H131ZM151 166H152V165H151ZM194 166H195V165H194ZM197 166H198V168H199V164H198ZM53 167H54V166H53ZM76 167H77V166H76ZM86 167H87V166H86ZM112 167H113V166H112ZM122 167H123V164H122ZM128 167H129V166H128ZM140 167H139V168H140ZM153 167H154V169H155V166H153ZM177 167H178V166H177ZM186 167H187V166H186ZM203 167H204V166H203ZM205 167H207V166H205ZM49 168H50V163H49ZM51 168H52V167H51ZM91 168H93V167L91 166ZM102 168H103V167H102ZM105 168H106V167H105ZM110 168H111V167H110ZM131 168H132V167H131ZM150 168H151V167H150ZM150 168H149V169H150ZM189 168H190V167H189ZM201 168H202V167H201ZM210 168H211V167H210ZM25 169H26V167H25ZM28 169H29V168H28ZM31 169H32V168H31ZM79 169H80V168H79ZM82 169H83V168H82ZM82 169H81V170H82ZM87 169H88V168H87ZM163 169H164V168H163ZM199 169H200V168H199ZM214 169H216V168H214ZM23 170H24V169H22V172H23ZM77 170H78V169H77ZM85 170H86V168H85ZM88 170H89V169H88ZM92 170H93V169H92ZM95 170H96V171H95ZM95 170H94V171L97 172V169H96V168H95ZM98 170H100V169H98ZM105 170H106V169H105ZM116 170H117V169H116ZM122 170H123V168H122ZM128 170H129V169H128ZM134 170H135V168H134ZM150 170H152V169H150ZM179 170H180V169H179ZM187 170H188V169H187ZM190 170H192V169L190 168ZM201 170H202V169H201ZM201 170H200V171H201ZM212 170H213V169L211 168V171H212ZM25 171H26V170H25ZM25 171H24V172H25ZM27 171H28V170H27ZM79 171H80V170H79ZM100 171H101V170H100ZM137 171H138V170H137ZM158 171H159V169H158ZM192 171H193V170H192ZM192 171H191V173H192ZM202 171H203V170H202ZM30 172H31V170H30ZM30 172H29L28 174H30ZM36 172H37V171H36ZM46 172H47V171H46ZM48 172H49V171H48ZM48 172H47V174H45L46 176L49 174ZM50 172H52V171L50 170ZM85 172H87V171H85ZM85 172H84V173H85ZM92 172H93V171H92ZM95 172L91 173V175L94 174ZM98 172H99V171H98ZM105 172H106V171H104V174H105ZM111 172H112V171H111ZM133 172H134V171H133ZM139 172H141V170H140ZM149 172H150V171H149ZM153 172H154V171H153ZM165 172H166V171H165ZM174 172H175V171H174ZM179 172H180V171H179ZM187 172L190 174L189 171H187ZM196 172L198 173L197 170H196ZM212 172H213V171H212ZM20 173H21V172H20ZM31 173H33V172H31ZM38 173H39V172H38ZM79 173H80V172H79ZM88 173H90V171H89ZM101 173H102V171H101ZM115 173H116V172H115ZM141 173H142V172H141ZM150 173H152V172H150ZM161 173H162V172H161ZM207 173H208V172H207ZM17 174H19V172H18ZM22 174H23V173H22ZM33 174H34V173H33ZM35 174H36V173H35ZM104 174H103V176H104ZM126 174H127V173H126ZM135 174H136V172H134V175H135ZM146 174H147V173H146ZM189 174H188V175H189ZM204 174H205V173H204ZM25 175H26V173H25ZM76 175H77V174H76ZM83 175H84L85 178H86L87 175H86V174H83ZM88 175H90V174H88ZM96 175H97V174H96ZM120 175H121V174H120ZM161 175H162V174H161ZM177 175H178V173H177ZM196 175H198V174H196ZM208 175H209V174H208ZM211 175H212V173H211ZM211 175H209V176H211ZM15 176L17 177V175H15ZM18 176H19V175H18ZM22 176H23V175H22ZM27 176H28V175H27ZM27 176H24V178L27 177ZM30 176H33V175H30ZM30 176H29V177H30ZM42 176L44 177V174H43V173H42ZM84 176H83V177H84ZM92 176H93V175H92ZM94 176H95V174H94ZM98 176H100L99 173H98ZM111 176H112V175H111ZM121 176H122V175H121ZM125 176H126V175H125ZM125 176H124V177H125ZM138 176H139V174H138ZM145 176H146V175H145ZM149 176L151 177V175H149ZM194 176H195V174H194ZM206 176H207V175H205V177H206ZM20 177H21V174H20ZM38 177H39V176H38ZM43 177H41L42 180H40V181H43ZM49 177H50V176H49ZM81 177H82V176H81ZM95 177H96V176H95ZM154 177H155V176H153V178H154ZM189 177H190V176H189ZM201 177H202V176H201ZM205 177H204V179H205ZM207 177H208V176H207ZM211 177H212V176H211ZM211 177H209V178L211 179ZM44 178H45V177H44ZM50 178H51V177H50ZM50 178H49V179H50ZM87 178L89 179V176H88ZM100 178H101V177H100ZM113 178H114V177H112V179H113ZM134 178H135V177H134ZM169 178H170V177H169ZM175 178H176V177H175ZM190 178H192V177H190ZM19 179L21 180V178H19ZM26 179H27V178H26ZM26 179H25V181H26ZM33 179L35 180V178H33ZM33 179H32V180H33ZM46 179H48V178H46ZM46 179H45V180H46ZM82 179H84V178H82ZM82 179L80 180V182H82ZM93 179H94V177H93ZM93 179H92V180H93ZM97 179H98V178H97ZM114 179H115V178H114ZM136 179H137V178H136ZM180 179H181V178H180ZM198 179H199V178H198ZM201 179H203V178H201ZM207 179H208V178H207ZM210 179H208V180H210ZM216 179H217V178H216ZM216 179H213V180H215V183L218 181V180H216ZM218 179H219V178H218ZM233 179H235V178H233ZM16 180L18 181V179H16ZM38 180H39V179H38ZM53 180H54V179H53ZM53 180H52V182H53ZM89 180H90V179H89ZM95 180H96V179H95ZM95 180H94V181H95ZM101 180H102V179H101ZM107 180H108V179H107ZM125 180H126V179H124V182H125ZM194 180H195V179H194ZM84 181H86V180H84ZM87 181H88V180H87ZM120 181H123V180H120ZM137 181H138V179H137ZM206 181H207V180H206ZM210 181H211V180H210ZM210 181H208V182H210ZM18 182H19V181H18ZM20 182H21V181H20ZM29 182H30V180H29ZM35 182H37V181L35 180ZM35 182H34V183H35ZM46 182H48V181L46 180ZM91 182H92V181H91ZM116 182H117V181H116ZM124 182H123V183H124ZM126 182H127V181H126ZM134 182H135V181H134ZM162 182L164 183L163 180H162ZM202 182H203V180H202ZM218 182H219V181H218ZM222 182H223V181H222ZM222 182H221L220 184H222ZM13 183H14V182H13ZM24 183H25V182H24ZM38 183H39V182H38ZM38 183L36 184V186L38 185ZM84 183H86V182H84ZM94 183H95V182H94ZM99 183H100V181H99ZM107 183H108V182H107ZM107 183H106V184H107ZM113 183H114V185H115V181H114ZM123 183H120V182H119V184H123ZM142 183H143V182H142ZM157 183H158V182H157ZM163 183H162V184H163ZM203 183H204V182H203ZM203 183H202V184H203ZM14 184H17V182L14 183ZM29 184H30V183H29ZM45 184H46V183H45ZM97 184H98V183H97ZM97 184H96V185H97ZM100 184H101V183H100ZM106 184H105V185H106ZM143 184H144V183H143ZM148 184H149V183H148ZM190 184H191V183H190ZM204 184H206V183H204ZM204 184H203V186H204ZM218 184H219V183H218ZM218 184H217V185H218ZM223 184H224V182H223ZM19 185H20V184H19ZM31 185H32V182H31ZM33 185H34V184H33ZM33 185H32V186H33ZM42 185H44V184L42 183ZM65 185H66V184H65ZM80 185H81V184H79V188H80ZM88 185H90V184L87 183V186H88ZM92 185H94V184L92 183ZM153 185H154V184H153ZM169 185H171V183H170ZM207 185H208V184H207ZM210 185H211V184H210ZM215 185H216V184H215ZM224 185H225V184H224ZM44 186H45V185H44ZM59 186H60V185H59ZM101 186H102V185H101ZM107 186H108V185H107ZM107 186H106V187H107ZM123 186H124V184H123ZM133 186H134V185H133ZM136 186H138V184H137ZM176 186H177V188H178V185H176ZM190 186H191V185H190ZM16 187H18V185L15 186L14 188H16ZM26 187H28V186H26ZM33 187H34V186H33ZM33 187H32V188H33ZM38 187H39V185H38L36 188H38ZM81 187H82V186H81ZM93 187H94V186H93ZM93 187H92V188H93ZM99 187H100V186H99ZM102 187H103V186H102ZM108 187H109V186H108ZM108 187H107V189H108ZM124 187H125V186H124ZM153 187H154V186H153ZM161 187H162V186H161ZM168 187H170V186H168ZM180 187H181V186H180ZM184 187H185V186H184ZM201 187H202V186H201ZM214 187H215V186H214ZM218 187H219V186H218ZM221 187H222V186H221ZM224 187H225V186H224ZM22 188H24V186H23ZM34 188H35V187H34ZM83 188H84V187H83ZM83 188H82V191H83ZM86 188H87V187H86ZM86 188H85V189H86ZM88 188H89V186H88ZM88 188H87V189H88ZM100 188H101V187H100ZM113 188H114V187H113ZM115 188H116V187H115ZM162 188H163V187H162ZM190 188H193V187H190ZM210 188L212 189L213 187H210ZM40 189H41V187H40ZM40 189L38 188V190H40ZM43 189H44V188H43ZM43 189H41V190H43ZM103 189H104V188H103ZM118 189H119V188H118ZM123 189H124V188H123ZM134 189H135V187H134ZM146 189H147V194H148V188H146ZM225 189H226V187H225ZM225 189H221V190H224V191H227V189H228V191L230 190L229 187H227L226 190H225ZM13 190L15 191V190H17V189H13ZM19 190H20V192H21V188H19ZM19 190L15 191V192H18ZM38 190H37V192H38V194H39L40 192H39ZM41 190H40V191H41ZM98 190H99V189H98ZM110 190H111V189H110ZM124 190H125V189H124ZM169 190H170V188H169ZM169 190H168V192H169ZM174 190H175V189H174ZM179 190H181V188H180ZM191 190H192V189H191ZM206 190H207V189H206ZM214 190H217V192H218V189H217V188L214 189ZM32 191H33V190H32ZM34 191H35V190H34ZM34 191H33V192H34ZM51 191H52V190H51ZM87 191H88V190H87ZM92 191H94V190H92ZM115 191H117V190L115 189ZM128 191H129V189H128ZM160 191H161V189L159 190V193H160ZM166 191H167V190H166ZM183 191H185V190L183 189ZM199 191H200V190H199ZM208 191H209V190H208ZM35 192H36V191H35ZM74 192H75V191H74ZM77 192H78V188H77ZM77 192H76V193H77ZM89 192H91V191H89ZM99 192H100V191H99ZM102 192H103V191L101 190V193H102ZM105 192H106V191H105ZM108 192H109V191H108ZM113 192H114V191H113ZM117 192H118V193H117ZM117 192H116V193L119 195V190H118ZM129 192H130V191H129ZM135 192H136V191H134V193H135ZM170 192H171V190H170ZM175 192H176V191H175ZM192 192H193V191H192ZM192 192H191V194H193ZM209 192H210V191H209ZM28 193H29V192H28ZM30 193H31V192H30ZM44 193H45V192L41 191V196H40V198H39L38 195H37V196H38V197H37V196L35 195V193H34V196H36V200H38V205H37V207L31 203V202H32L31 200H30V202H29V203H31V204L33 205L32 207L35 206V207L37 208V209L34 208V210H36V212L38 213L39 216H41V218H43V216H44V212H45L44 207H46V209L48 208L47 206H45V202H48V201H45V197H44V195H43ZM48 193H49V192H48ZM84 193H85V190H84L83 193H81V195H82V194L84 195ZM95 193L97 194V192H95ZM101 193H100V194H101ZM109 193H110V192H109ZM122 193H124L123 190H122ZM187 193H188V192H187ZM195 193H196V192H195ZM210 193H211V192H210ZM210 193H209V194H210ZM214 193H215V192H214ZM218 193L220 194L221 191L219 190ZM224 193L227 195L228 192H227V193L224 192ZM230 193H231V192H230ZM16 194H17V193H16ZM18 194H19V193H18ZM86 194H88V192H87ZM92 194H93V193H91V195H92ZM105 194H106V193H105ZM114 194H115V192H114ZM127 194H128V193H127ZM130 194H132V193H130ZM167 194H168V193H167ZM198 194H199V193H198ZM207 194H208V193H207ZM225 194H224V195H225ZM25 195H26V194H25ZM28 195H29V194H28ZM46 195H47V193H46ZM77 195L80 196L79 193H78ZM77 195H76V196H77ZM91 195H89V197H91ZM97 195H98V194H97ZM102 195H104V193H102V194L100 195V197H101ZM118 195H117V196H118ZM134 195H135V194H134ZM161 195H162V194H161ZM168 195H169V194H168ZM170 195H171V193H170ZM172 195H173V194H172ZM186 195H187V194H186ZM222 195H223V194H222ZM224 195H223V196H224ZM226 195H225V196H226ZM228 195H231V194L228 193ZM17 196H18V195H17ZM20 196H21V194H20ZM29 196H30V195H29ZM32 196H33V194H32ZM32 196H31V197H32ZM51 196H52V195H50L48 198H51ZM70 196H72V195H70ZM73 196H75V195H73ZM73 196H72V197H73ZM79 196H77V197H79ZM106 196H107V198H108V193H107ZM114 196H115V195H114ZM124 196H125V195H124ZM165 196H166V195H165ZM187 196H188V195H187ZM207 196H208V195H207ZM225 196H224V197H225ZM24 197H25V196H24ZM27 197H28V196H27ZM31 197H29V198H31ZM68 197H69V196H68ZM68 197H66V199H67ZM81 197H82V196H81ZM81 197H80V198H81ZM85 197H87V196H85ZM85 197H83L82 199H85ZM95 197H96V195H95ZM102 197H103V196H102ZM102 197H101V198H102ZM156 197H157V196H156ZM156 197H155V200H157ZM172 197H174V196H172ZM176 197H177V199H178V196H176ZM188 197H189V196H188ZM193 197H194V194H193ZM201 197H202V195H201ZM209 197H210V196H209ZM213 197H214V196H213V194H212V198H213ZM219 197H220V196H219ZM229 197H230V196H229ZM229 197H228V198H229ZM22 198H23V197H22ZM37 198H38V199H37ZM55 198H56V197H55ZM93 198H94V197H93ZM121 198H122V196H121ZM125 198H126V197H125ZM129 198H130V197H129ZM157 198L159 199V196H158ZM167 198H168V196H167ZM180 198H181V196H180ZM180 198H179V199H180ZM190 198H191V196H190L188 199H190ZM197 198H198V197H197ZM204 198H206V197H204ZM216 198H218V197H216ZM216 198H215V200H216ZM231 198H232V197H231ZM26 199H28V198H26ZM31 199H33V198H31ZM74 199H76V198H74ZM94 199H95V198H94ZM104 199H105V196H104ZM149 199H150V198H149ZM160 199H161V198H160ZM207 199H208V198H207ZM210 199H211V198H210ZM219 199H221V197H220ZM226 199H227V198H226ZM22 200H23V199H22ZM33 200H34V199H33ZM46 200H48V199H46ZM52 200H53V197H52ZM63 200H64V199H63ZM92 200H93V199H92ZM95 200H96V199H95ZM99 200H100V199H99ZM99 200H96V201H99ZM105 200H106V199H105ZM118 200H119V199H118ZM136 200H137V199H136ZM184 200H185V195H184ZM199 200H200V199H199ZM211 200H212V199H211ZM23 201H24V200H23ZM25 201H26V200H25ZM57 201H58V200H57ZM57 201H56V202H57ZM78 201H79V200H78ZM100 201H101V200H100ZM108 201H109V199H108ZM108 201H107L106 203H108ZM123 201H125V199H124ZM140 201H141V200H140ZM159 201H162V202H163V199H162V200H159ZM169 201H170V200H169ZM195 201H196V200H195ZM216 201H217V200H216ZM231 201H232V200H231ZM233 201H234V199H233ZM233 201H232V203H233ZM34 202H35V200H34ZM36 202H37V201H36ZM64 202H66V201L64 200ZM67 202H68V200H67ZM71 202H72V200L70 201V203H71ZM75 202H77V201H75ZM82 202H83V200H82ZM84 202H86V199H85ZM89 202H90V201H89ZM89 202H86V204H87V203L89 204ZM118 202H119V201H118ZM137 202H138V201H137ZM149 202H150V200H149ZM155 202H157V201H155ZM155 202H154V203H155ZM165 202H166V198H165L164 203H165ZM171 202H172V201H171ZM188 202H190V200H188ZM21 203H24V202H21ZM26 203H27V201H26ZM29 203H28V204H29ZM70 203H69V204H70ZM79 203H80V202H79ZM79 203H78V204H79ZM110 203H111V202H110ZM133 203H134V202H133ZM147 203H148V202H147ZM151 203H153V202H151ZM159 203H161V202H159ZM173 203L176 204V205L180 204L181 206L184 205V201H183V200H182V201H181V200H180V201H178V200L175 201V200H174ZM192 203H193V202H192ZM198 203H199V202H198ZM219 203H220V205H222V204L224 205V202H222V204H221V202H219ZM225 203H227V201H226ZM228 203H229V201H228ZM228 203H227V204H228ZM232 203H231V204H232ZM49 204L52 206V203L49 202ZM49 204H48V205H49ZM57 204L60 205V202H58ZM61 204H64V203L61 202ZM72 204L74 205V202H73ZM78 204H77V205H78ZM86 204H85V205H86ZM92 204H93V202H92ZM96 204H97V206H99L98 203H96ZM96 204H95V209H93L92 207H90L91 209H93L94 212H95V210H96ZM101 204H102V206L104 205L103 203H101ZM111 204H112V203H111ZM124 204H125V203H124ZM124 204H123V207H124ZM126 204H127V203H126ZM162 204H163V203H161L160 206H161ZM165 204H166V203H165ZM167 204H169V203H167ZM167 204H166V205H167ZM170 204H171V203H170ZM195 204H196V203H195ZM199 204H200V203H199ZM206 204H207V202H206ZM217 204H218V202H217ZM231 204L229 203L228 205H230V207H231V206H232ZM23 205H24V204H23ZM26 205H27V204H26ZM105 205H106V204H105ZM127 205H128V204H127ZM127 205H126V207H128ZM150 205H151V204H150ZM152 205H153V204H152ZM155 205H158V204L155 203ZM185 205H186V203H185ZM201 205H202V204H201ZM208 205H209V203H208ZM214 205H215V204H214ZM228 205H227V206H228ZM29 206H31V205L29 204ZM62 206H63V205H62ZM78 206H82V205L79 204ZM91 206H92V205H91ZM108 206H109V205H108ZM116 206H117V205H116ZM119 206H120V205H119ZM170 206H171V205H170ZM170 206H169V207H170ZM181 206H180V207H181ZM224 206H225V205H224ZM55 207H56V206H55ZM63 207H64V206H63ZM63 207H61V208H63ZM71 207H72V206H71ZM100 207H101V205H100ZM103 207H104V206H103ZM106 207H107V206H106ZM106 207H105V208H106ZM110 207H111V205H110ZM117 207H118V206H117ZM163 207H165L164 204H163ZM174 207H175V206H174ZM178 207H179V206H178ZM195 207H196V206H195ZM205 207H206V206H205ZM215 207H216V205H215ZM215 207H214V209H215ZM217 207H218V206H217ZM219 207H220V206H219ZM219 207H218V208H219ZM222 207H223V206H222ZM24 208H25V210H27V209H26V208H27L26 206H25ZM119 208H120V207H118V209H119ZM167 208H168V207H167ZM176 208H177V207H176ZM212 208H213V207H212ZM224 208H225V207H224ZM231 208H233V206H232ZM231 208H230V209H231ZM64 209H65V208H63V210H64ZM69 209H71V208L69 207ZM72 209H73V208H72ZM77 209H79V208H77ZM83 209L86 210L87 208H83ZM112 209H113V207H112ZM164 209H165V208H164ZM171 209H172V208H171ZM173 209H174V208H173ZM177 209H178V208H177ZM180 209H181V208H180ZM180 209H179V210H180ZM191 209H192V208H191ZM219 209H221V208H219ZM219 209H218V210H219ZM222 209H223V208H222ZM222 209H221V210H222ZM31 210H32V209H31ZM58 210H59V209H58ZM74 210H75V209H74ZM80 210H81V209H80ZM89 210H90V209H89ZM106 210H107V208H106ZM106 210H105V212H107ZM109 210H110V208H109ZM114 210H115V207H114ZM116 210H117V209H116ZM120 210H121V209H119L118 213L121 212ZM124 210H125V207H124ZM128 210H129V209H128ZM184 210H185V209H184ZM197 210H199V208H197ZM205 210H206V208H205ZM216 210H217V208H216ZM218 210H217V211H218ZM224 210H225V209H224ZM28 211H30V210L28 209ZM54 211H55V210H54ZM69 211H70V210H69ZM69 211H68V212H69ZM87 211H88V210H87ZM96 211H97V210H96ZM158 211H159V210H158ZM161 211H162V214H163V212H164L163 208H162ZM177 211H178V210H177ZM180 211L182 212V210H180ZM186 211H187V210H186ZM189 211H190V210H189ZM192 211H193V210H192ZM23 212H24V211H23ZM47 212H49V208H48V211H47ZM57 212H58V211H57ZM59 212H62V216H63V214H65V213H63V211H61V210H60ZM102 212H103V211H102ZM112 212H113V211H112ZM166 212H167V210H165L164 214H165ZM170 212H172V211L170 210ZM170 212H169V215L171 214ZM233 212H234V211H233ZM26 213H28V212L26 211ZM33 213H35V212H33ZM85 213H86V212H85ZM91 213H92V210H91ZM95 213H96V212H95ZM177 213H180V212H177ZM184 213H185V211H184ZM184 213H183V214H184ZM188 213H189V212H188ZM188 213H187V214H188ZM199 213L202 214L201 211H200ZM209 213H210V212H209ZM215 213H216V212H215ZM225 213H226V212H225ZM46 214H47V213H46ZM67 214H68V213H67ZM71 214H72V213H71ZM73 214H74V213H73ZM78 214H79V213H78ZM87 214H88V212H87ZM87 214H86V215H87ZM93 214H94V213H93ZM106 214H107V213H106ZM108 214H109V213H108ZM108 214H107V216L109 217ZM110 214H111V213H110ZM119 214H120V213H119ZM119 214H118V215H119ZM121 214H122V212H121ZM158 214L161 215V214H160V211H159ZM180 214H181V217H183V216H182L183 214H182V213H180ZM216 214H217V213H216ZM216 214H215V215H216ZM227 214L229 215V214H231V212H229V213H227ZM238 214H239V213H238ZM23 215L25 216V212H24ZM33 215L35 216L36 213L33 214ZM38 215H37V216H38ZM47 215L50 216V214H47ZM51 215L53 216V213H52ZM58 215H59V214H58ZM60 215H61V213H60ZM83 215H84V214H83ZM90 215H91V214H90ZM94 215H95V214H94ZM100 215H101V214H100ZM111 215H113V213H112ZM123 215H124V214H123ZM123 215H121V216L119 215V216H120L121 218H123V217H125V216H123ZM166 215H167V214H166ZM194 215H195V214H194ZM196 215H197V213H196ZM202 215H203V214H202ZM208 215H210V214H208ZM30 216H31V213H30V215H29V218H31ZM37 216H36V217H37ZM49 216H48V217H49ZM71 216H72V215H71ZM92 216H93V215H92ZM92 216H91V217H92ZM95 216H96V215H95ZM103 216H104V215H103ZM122 216H123V217H122ZM163 216H164V215H163ZM163 216L161 215L160 217H163ZM186 216H187V215H186ZM199 216H200V215H199ZM217 216H218V215H217ZM217 216H216V217H217ZM223 216H224V215H223ZM235 216H236V219H239V218H237L238 216H237L236 214H235ZM239 216H240V215H239ZM36 217H35V219L38 220L39 217H38V218H36ZM56 217H58V219H59L58 222H60V221L62 220V223H63V219L65 218V216H64L63 219H60V216H57V215H56ZM72 217H73V216H72ZM75 217H76V215H75ZM81 217H82V216H81ZM93 217H94V216H93ZM93 217H92V218H93ZM160 217H159V218H160ZM164 217H165V216H164ZM169 217H170V216H169ZM169 217H168V218H169ZM171 217H172V216H171ZM178 217H179V216H178ZM193 217H194V216H193ZM219 217H220V216H219ZM219 217H218V218H219ZM32 218H33V217H32ZM32 218H31V219H32ZM46 218H47V217H46ZM46 218L44 217L45 220H44V219L41 220L43 224H47V222H46ZM50 218H54V217H50ZM50 218H48V219H50ZM61 218H62V217H61ZM69 218H70V217H69ZM88 218H89V217H88ZM88 218H86V220H87ZM100 218H101V216H100ZM129 218H130V217H129ZM168 218H165V219H168ZM179 218H180V217H179ZM179 218H178V220H179ZM185 218H186V217H185ZM202 218H203V217H202ZM209 218H210V220H211L212 217L209 216ZM231 218H233V217L231 216ZM231 218H230L229 221H231ZM241 218H242V216H241ZM241 218H240V219H241ZM76 219H77V218H76ZM78 219H79V218H78ZM110 219H112V218H110ZM144 219H145V218H144ZM152 219H153V218H152ZM163 219H164V218H163ZM171 219H173V217H172ZM176 219H177V217H176ZM192 219H193V218L191 217L190 220H192ZM198 219H201V217H199ZM207 219H208V217H207ZM223 219H224V218H223ZM228 219H229V218H228ZM249 219H250V218H249ZM33 220H34V219H33ZM50 220H53V219H50ZM54 220H55V219H54ZM70 220H72V218H70ZM73 220H74V218H73ZM103 220H104V219H103ZM123 220H124V219H123ZM153 220H154V219H153ZM161 220H162V219H160V221H161ZM168 220H169V219H168ZM181 220H182V218H180V221H181ZM190 220H189L186 224H189ZM193 220H194V219H193ZM202 220H203V219H202ZM202 220H201V221H202ZM226 220H227V218L225 219V222H226ZM35 221H36V220H35ZM38 221H39V220H38ZM41 221H40V223H41ZM43 221H44L45 223H44ZM55 221H56V220H55ZM64 221H65V225H66V222H67V225H68V221H66V220H64ZM78 221H79V220H78ZM80 221H81V220H80ZM99 221H100V220H99ZM106 221H107V220H106ZM111 221H112V220H111ZM144 221H146V220H144ZM196 221H197V220H196ZM203 221H204V220H203ZM223 221H224V220H223ZM232 221H233V219H232ZM48 222L51 223V221H48ZM83 222H84V220H83ZM108 222H109V221H108ZM131 222H132V221H131ZM151 222H154V221H151ZM173 222H174V219H173ZM175 222H177V224H178L179 221L176 220ZM181 222H182V221H181ZM181 222H180V223H181ZM194 222H195V221H194ZM212 222H214V221H212ZM217 222H218V221H217ZM233 222H234V221H233ZM40 223L38 222V224H40ZM42 223H41V224H42ZM77 223H78V222H77ZM79 223H80V222H79ZM79 223H78V225H79ZM88 223H89V221H88ZM91 223H93V219H92V222H91ZM96 223H97V222H96ZM127 223H129V222H127ZM127 223H126V224H127ZM141 223H142V222H141ZM168 223H169V221H168ZM170 223H171V221H170ZM199 223H200V221H199ZM208 223H209V222H208ZM220 223L223 224L222 222H220ZM235 223H236V222H235ZM30 224H33V223L31 222ZM36 224H37V221H36ZM53 224H55V223H53ZM60 224H61V223H60ZM60 224H59V227L57 226L58 228H56V229H60V227H61ZM71 224H72V222H71ZM74 224H75V222H74ZM107 224H108V223H107ZM110 224H111V223H110ZM112 224H113V223H112ZM122 224H123V223H122ZM131 224H132V223H131ZM145 224H146V222H145ZM152 224H153V223H152ZM152 224H151V225H152ZM160 224H161V222H160ZM181 224H182V223H181ZM194 224H195V226H196V223H194ZM213 224H214V223H213ZM227 224H228V226H229V223H227ZM233 224H234V223H233ZM33 225H34V224H33ZM33 225H32V226H33ZM50 225H51V224H50ZM57 225H58V224H57ZM87 225H88V224H86V226H87ZM89 225H90V224H89ZM97 225H98V224H97ZM118 225H119V224H118ZM165 225H166V224H165ZM173 225H174V223H173ZM175 225H176V224H175ZM175 225H174V226H175ZM178 225H179V224H178ZM178 225H176V226H178ZM190 225H193L192 222L190 223ZM201 225H202V224H201ZM209 225H210V224H209ZM214 225H215V224H214ZM32 226H31V227H32ZM39 226H41V225H39ZM48 226H49V225H47V227H48ZM62 226H63L62 228H64V224H63ZM75 226H76V225H75ZM112 226H114V225H112ZM123 226H124V224H123ZM123 226H122V227H123ZM126 226H127V225H126ZM132 226H133V224H132ZM136 226H138V225H137V222H136ZM166 226H168L167 228L169 229V225H166ZM176 226H175V227H176ZM187 226L190 227L189 225H187ZM187 226H186V230H188ZM198 226L201 227L200 224H198ZM198 226H197L196 228H198ZM203 226L205 227V225H203ZM224 226L226 227V225H224ZM224 226H222V227H224ZM233 226L235 227V225H233ZM35 227H36V226H35ZM41 227H42V226H41ZM43 227H44V225H43ZM47 227H46V228H47ZM65 227H66V229H64V231L67 230V226H65ZM68 227H69V229H70V226H68ZM71 227H73V226H71ZM116 227H117V226H116ZM127 227H128V226H127ZM129 227H130V226H129ZM129 227H128V228H129ZM144 227H145V226H144ZM155 227H156V226H154V229H155ZM216 227H217V226H216ZM219 227H220V226H219ZM231 227H232V226H231ZM49 228H51V226L48 227L47 229L49 230ZM53 228H54V227H53ZM84 228H85V227H84ZM89 228H91V227H89ZM117 228H118V227H117ZM128 228H127V229H128ZM156 228H157V227H156ZM165 228H166V227H165ZM177 228H178V227H177ZM177 228H176L175 230L173 229L174 231L171 232V236H170V238H169L168 244H169V246H170L171 249H172V248H177V249H178V251L180 252V255H179V253H178V257L180 258L181 263H188V264H189V263H192V261H193V257L195 256V251L197 250V247H196V249H195V247H194L193 240H195L194 237H195V235L198 234V232H199L200 234L203 233V232L201 233V231H202V227L200 228L201 231H198V232H193V231H195V230H194V229H191V231H192L191 234H189V231H188V233H185L181 227L178 228V229H177ZM190 228H192V227H190ZM194 228H195V227H194ZM196 228H195V229H196ZM212 228H213V227H212ZM30 229H31V228H30ZM47 229H45V231H46ZM78 229H79V226H78ZM113 229H114V228H113ZM113 229H112V230H113ZM132 229H133V227H132ZM158 229H159V228H158ZM216 229H218V228H216ZM216 229H215V230H216ZM222 229H223V228H222ZM227 229H228V228H227ZM36 230H37V227H36ZM41 230H42V228H41ZM62 230H63V229H62ZM62 230H61V233H62V235H63L62 237L64 238V235L66 236V234H64V233L62 232ZM75 230H76V228H75ZM84 230L86 231V228H85ZM89 230H90V229H89ZM89 230H88V231H89ZM110 230H111V229H110ZM110 230H109V231H110ZM114 230H115V229H114ZM123 230H125V229H123ZM129 230L131 231V228H129ZM144 230H145V229H144ZM150 230H151V229H150ZM189 230H190V229H189ZM197 230H199V229H197ZM197 230H196V231H197ZM210 230H211V229H210ZM212 230L215 231L214 229H212ZM220 230H221V229H220ZM220 230H219V231H220ZM235 230H236V229H235ZM33 231H34V229H33ZM45 231L42 230L43 233H45ZM51 231H52V230H50V232H51ZM69 231H70V233H71V231L74 232L73 229H72V230H69ZM78 231H79V230H78ZM109 231H108V232H109ZM115 231H116V230H115ZM115 231H114V232H115ZM153 231H154V230H153ZM162 231H163V230H162ZM206 231H207V228H206ZM233 231H234V230H233ZM30 232H31V231H30ZM47 232H49V231H47ZM57 232H58V231H57ZM65 232H66V231H65ZM67 232H68V231H67ZM67 232H66V233H67ZM82 232H83V231H82ZM101 232H102V230H101ZM103 232H104V231H103ZM103 232H102V233H103ZM117 232H118V231H117ZM131 232H132V231H131ZM133 232H134V231H133ZM135 232H136V230H135ZM142 232H143V230H142ZM155 232H156V231H155ZM211 232H212V231H211ZM216 232H218V231H216ZM216 232H215V233H216ZM220 232H221V231H220ZM223 232H224V231H223ZM38 233H39V232H38ZM38 233H37V234H38ZM59 233H60V232H58L57 235H58ZM68 233H69V232H68ZM70 233H69V234H70ZM76 233L78 234L79 232H76ZM86 233H89V232L86 231ZM124 233H125V231H124ZM136 233H137V232H136ZM168 233H170V230H169V232H167V234H168ZM204 233H205V232H204ZM20 234H21V233H20ZM34 234H35V233H34ZM45 234H46V233H45ZM50 234L53 235V233H50ZM74 234H75V233H74ZM98 234H99V232L97 233V235H98ZM115 234H116V233H115ZM117 234L119 235V233H117ZM117 234H116V236H117ZM121 234H122V232H121ZM134 234H135V233H134ZM137 234H138V233H137ZM145 234H146V233H145ZM157 234H158V233H157ZM200 234H199V235H200ZM220 234H221V233H220ZM234 234H235V233H234ZM25 235H26V234H25ZM35 235H36V234H35ZM52 235L49 236V233H48V236H46V237H51V239H52ZM71 235H72V234H71ZM75 235H76V234H75ZM78 235H79V234H78ZM78 235H76V236H78ZM100 235H101V234H100ZM103 235H104V233H103ZM163 235H164V233H163ZM202 235H203V234H202ZM206 235H207V234H206ZM209 235H210V234H209ZM217 235H218V234H217ZM22 236H23V235H22ZM28 236H29V235H28ZM43 236H45V235H43ZM54 236H55V234H54ZM68 236H69V235H68ZM68 236L66 237V240L69 239ZM106 236H107V235H106ZM106 236H105V237H106ZM111 236H112V234H111ZM124 236H125V235H124ZM135 236H137V235H135ZM144 236H145V235H144ZM149 236H150V235H149ZM151 236H152V235H151ZM211 236H213V235H210V238H211ZM214 236H215V238H216V235H214ZM235 236H236V235H235ZM3 237H4V236H3ZM69 237L71 238V236H69ZM72 237H74V236H72ZM85 237H86V236H85ZM87 237H88V236H87ZM87 237H86V238H87ZM91 237H92V236H91ZM97 237H99V236H97ZM120 237H121V236H120ZM145 237H146V236H145ZM200 237H202V236L200 235ZM200 237H199V239H201ZM204 237H205V235H204ZM208 237H209V236H208ZM222 237H223V234H222ZM17 238H18V237H17ZM20 238H21V237H20ZM20 238H19V241H20ZM23 238H25V237H23ZM26 238H27V237H26ZM26 238H25V239H26ZM39 238H41V237H39ZM78 238H79V237H78ZM147 238H148V237H147ZM157 238H158V237H157ZM205 238H206V237H205ZM215 238H214V241H216ZM233 238H234V237H233ZM5 239H6V238H5ZM41 239H42V238H41ZM41 239H40V240H41ZM54 239H55V237H54ZM54 239H52V240H53L54 242L58 243L59 246H61L62 244H65V243H61V242H63V241H61V238L58 239V237H57L58 240H56V239L54 240ZM71 239H72V238H71ZM73 239L75 240V237H74ZM73 239H72L70 242H72ZM83 239H84V236H83L82 240H83ZM104 239H107V237L104 238ZM111 239H113V238L111 237ZM127 239H128V237H127ZM153 239H154V237H153ZM162 239H163V238H162ZM196 239H197V238H196ZM208 239H209V238H207V240H208ZM211 239L213 240V238H211ZM216 239H217V238H216ZM221 239H222V238H221ZM17 240H18V239H17ZM22 240H23V239H22ZM63 240H65V238H64ZM66 240H65V242H66ZM79 240H80V239H79ZM79 240H78V241H79ZM88 240H89V239H88ZM98 240H99V239H98ZM118 240H119V239H118ZM124 240H126V237H125ZM143 240H144V239H143ZM145 240L148 241L147 239H145ZM157 240H158V239H157ZM202 240H205V239L203 238ZM212 240H211V241H212ZM1 241L3 242L2 239H1ZM46 241H47V240H46ZM53 241H52V243H53ZM60 241H61V242H60ZM113 241H114V240H112V242H113ZM119 241H121V239H120ZM162 241L164 242V239H163ZM195 241H196V240H195ZM198 241H199V240H198ZM211 241H209V242H211ZM218 241H219V239L217 240L216 243H218ZM222 241H223V240H222ZM226 241H227V240H226ZM21 242H22V241H21ZM26 242H28V241H26ZM41 242H42V241H41ZM43 242H44V241H43ZM47 242H49L50 244H52L50 240L47 241ZM68 242H69V241H68ZM82 242H83V241H82ZM82 242H81V243H82ZM87 242H88V241H87ZM89 242H90V241H89ZM89 242H88V243H89ZM99 242H100V240H99ZM115 242H116V241H115ZM124 242H125V241H124ZM127 242H128V241H127ZM143 242H145V241H143ZM151 242H153V240H152ZM207 242H208V241H207ZM223 242H224V241H223ZM227 242H228V241H227ZM233 242H235V239H234ZM18 243H19V242H18ZM79 243H80V242H79ZM93 243H94V242H93ZM156 243H157V242H156ZM165 243H166V242H165ZM202 243H204V241H202ZM212 243H213V242H212ZM216 243H215V244H216ZM225 243H226V242H225ZM238 243H239V242H238ZM20 244H21V243H20ZM20 244H19V248L15 247V246H14V248H16V249H20V246H21L22 244H24V243H22L21 245H20ZM40 244H41V243H40ZM54 244H55V243H54ZM71 244H72V243H71ZM71 244H70V245H71ZM74 244H75V243H74ZM74 244H72V245L74 246ZM76 244H77V243H76ZM76 244H75V245H76ZM84 244H85V243H84ZM107 244H109V243H107ZM147 244H148V242H147ZM197 244H198V243H197ZM218 244H219V243H218ZM221 244H222V242H221ZM0 245H1V244H0ZM7 245H8V243H7ZM10 245H11V244H10ZM25 245H26V244H25ZM42 245H43V244H42ZM52 245H53V244H52ZM67 245H68V244H67ZM67 245H66V247H65L63 250H61V249L59 248V249L61 250V258H62V259H67V254H69V252H70L69 249H70L71 247L68 249V248H67ZM81 245H83V243H82ZM120 245H121V244H120ZM156 245H157V244H156ZM162 245H163V244H162ZM205 245H206V243H205ZM213 245H214V243H213ZM213 245H212V246H213ZM222 245H223V244H222ZM224 245H226V244H224ZM229 245H230V244H229ZM237 245H239V244H237ZM17 246H18V245H17ZM23 246H24V245H23ZM54 246H57V244H55ZM54 246H52V247H53V250H55V251H59L58 249L56 250V249L54 248ZM63 246H64V245H62V248H63ZM89 246H90V245H89ZM91 246H92V245H91ZM122 246H123V244H122ZM146 246H147V245H146ZM157 246H158V245H157ZM195 246H196V242H195ZM208 246H211V245L209 244ZM212 246H211V247H212ZM232 246H233V245H232ZM239 246H240V245H239ZM38 247H39V246H38ZM52 247H50V248H52ZM68 247H69V245H68ZM77 247H79V246H77ZM77 247H76V248H77ZM109 247H111V246H109ZM116 247L118 248V246H116ZM148 247H149V246H148ZM215 247H217V246H215ZM220 247H221V245H220ZM220 247H219V248H220ZM226 247H227V248H226ZM226 247H224V248H225V250H226V249L228 250V251L226 250V251H227V254H228V252H229L230 249H228V246H227V245H226ZM22 248H24V247H22ZM22 248H21V249H22ZM44 248H45V246H43V249H44ZM46 248H47V247H46ZM88 248H89V247H88ZM88 248H87V249H88ZM91 248H92V247H90V249H91ZM106 248H107V247H106ZM128 248H129V247H128ZM134 248L136 249V247H134ZM137 248H138V246H137ZM153 248H155V247L153 246ZM167 248H168V247H167ZM206 248H208V247H206ZM209 248H210V247H209ZM222 248H223V246L221 247V249H222ZM232 248L234 249V246H233ZM238 248H239V251H240V248H241V247H238ZM238 248H237V250H238ZM25 249H26V248H25ZM38 249H39V248H38ZM40 249H41V248H40ZM47 249H48V248H47ZM80 249H81V248H80ZM80 249H77V250H80ZM90 249H89V250H90ZM110 249H111V248H110ZM123 249H124V247H123ZM149 249H150V247H149ZM162 249H163V247H162ZM221 249H220V250H221ZM1 250H2V248H1ZM27 250H28V249H27ZM27 250H26V251H27ZM48 250H49V249H48ZM50 250H51V249H50ZM71 250H72V249H71ZM83 250H85V248H84V249L82 248V251H83ZM111 250H112V249H111ZM125 250H126V248H125ZM152 250H153V249H152ZM155 250H156V248H155ZM158 250H159V249H158ZM222 250H223V249H222ZM222 250H221V251H222ZM225 250H224V251H225ZM242 250H243V248H242ZM14 251L16 252V250H14ZM39 251H40V250H39ZM41 251H42V249H41ZM73 251L77 252L75 249H74ZM80 251H81V250H80ZM90 251H93V250H90ZM90 251H89V252H90ZM108 251H109V250H108ZM120 251H121V250H120ZM171 251H172V250H171ZM243 251H244V250H243ZM243 251H242V252H243ZM1 252H2V251H1ZM1 252H0V253H1ZM11 252L13 253V251H11ZM15 252H14V253H15ZM18 252H19V251L17 250V253H18ZM27 252H28V251H27ZM42 252H43V251H42ZM71 252H72V251H71ZM75 252H74V253H75ZM101 252H102V250H101ZM116 252H118V251H116ZM121 252H122V251H121ZM135 252H136V251H135ZM150 252H151V251H150ZM156 252H157V251H156ZM172 252H173V251H172ZM172 252H170V253H172ZM174 252H177V251L175 250ZM196 252H197V251H196ZM231 252H232V251H231ZM234 252H235V251H234ZM237 252H238V251H236V253H237ZM245 252H246V251H245ZM12 253H11V254H12ZM19 253H22V252H19ZM33 253H34V252L32 251L31 254H33ZM46 253H47V251H46ZM48 253L50 254V252H48ZM55 253H57V252H55ZM55 253H54V255H56V257H59V256H60V255H59V252H58V255L55 254ZM77 253H78V252H77ZM77 253H75L74 255L76 256ZM80 253H81V252H80ZM82 253L84 254V252H82ZM93 253H94V252H93ZM151 253H152V252H151ZM153 253H154V250H153ZM170 253H169V254H170ZM222 253L225 254L224 252H222ZM23 254H25L24 251H23ZM27 254H28V253H27ZM49 254H45V255L47 256V255H49ZM51 254H52V253H51ZM51 254H50V255H51ZM96 254H98V253H96ZM105 254H106V253H105ZM105 254H104V255H105ZM108 254H109V253H108ZM110 254H112V251L110 252ZM117 254H118V253H117ZM122 254H123V253H122ZM196 254H197V253H196ZM229 254H230V253H229ZM233 254H234V253H231V257H232ZM241 254H242V253H241ZM28 255H30V254H28ZM42 255H44V253H42ZM72 255H73V254H72ZM72 255H71V253H70V256H72ZM80 255H81V254H80ZM87 255H88V254H87ZM87 255H86V256H87ZM94 255H95V254H94ZM113 255H114V251H113ZM155 255H156V254H155ZM155 255H154V256H155ZM157 255H158V254H157ZM167 255H168V254H167ZM175 255H176V254H175ZM197 255H199V252H198ZM225 255H226V254H225ZM12 256H13V255H12ZM52 256H53V255H52ZM70 256H69V258H71ZM88 256H89V255H88ZM88 256H87V257H88ZM90 256H91V255H90ZM90 256H89V258H90ZM109 256H110V255H109ZM111 256H112V255H111ZM111 256H110V257H111ZM118 256H119V255H118ZM122 256H123V255H122ZM227 256H228V255H226V257H227ZM239 256H240V254L238 255L237 258H242L243 256H245V254H244L242 257H241V256L239 257ZM30 257L32 258V256H30ZM40 257H41V256H40ZM72 257H73V256H72ZM76 257H77V256H76ZM81 257H82V256H81ZM81 257L79 256V259H80ZM97 257H98V256H97ZM103 257H105V256H103ZM103 257H102V258H103ZM116 257H117V256H116ZM137 257H138V256H137ZM155 257H156V256H155ZM166 257H167V256H166ZM169 257L171 258V255H169ZM169 257H168V258H169ZM195 257H196V256H195ZM198 257H199V259H200V256H198ZM198 257H197V258H198ZM73 258H74V257H73ZM111 258H112V257H111ZM122 258H123V257H122ZM125 258H126V257H125ZM133 258H135V257L133 256ZM156 258H157V257H156ZM170 258H169V259H170ZM175 258H177V257L175 256ZM197 258H196V263L199 264L200 260L197 259ZM234 258H236L235 255H234ZM245 258H247V257L245 256ZM46 259H47V257H46ZM52 259L55 260V257H54V258L52 257ZM58 259L60 260V257H59ZM87 259H88V258H87ZM87 259H86V261H87ZM98 259H99V257H98ZM163 259H164V257H163ZM243 259H244V258H243ZM8 260H9V259H8ZM47 260H48V259H47ZM69 260H70V259H69ZM71 260H72V258H71ZM100 260H101V259H100ZM123 260H124V259H123ZM142 260H143V259H142ZM155 260H156V259H155ZM159 260H160V259H159ZM171 260H172V259H171ZM171 260H170V262H169V261H166V259H165L166 262L163 263V264H167V262L171 263ZM177 260H178V259H177ZM177 260H175V261L177 262ZM197 260H199V261H197ZM230 260H231V262H233L232 259H230ZM235 260H236V259H235ZM49 261H50V259H49ZM49 261H48V262H49ZM60 261L62 262V260H60ZM80 261H81V259H80ZM88 261H89V260H88ZM102 261H103V259H102ZM106 261H107V260H106ZM106 261H105V262H106ZM120 261H121V260H120ZM138 261H139V259H138ZM173 261H174V259H173ZM175 261H174V262H175ZM3 262H4V261H3ZM3 262H2V263H3ZM8 262H9V261H8ZM8 262H7V263H8ZM51 262H52V261H51ZM61 262H60V263H61ZM103 262H104V261H103ZM121 262H122V261H121ZM124 262H126V261H124ZM156 262H157V261H156ZM176 262H175V263H176ZM227 262H228V261H227ZM49 263H50V262H49ZM60 263H59V264H60ZM64 263H65V262H63L62 264H64ZM88 263H90V262H88ZM112 263H113V262H112ZM115 263H116V262H115ZM158 263H159V262H158ZM177 263H178V262H177ZM233 263L235 264V262H233ZM233 263H232V264H233ZM51 264H52V263H51ZM55 264H56V263H55ZM105 264H106V263H105ZM119 264H121V263H119ZM126 264H127V262H126ZM171 264H173V262H172ZM194 264H195V260H194ZM237 264H238V263H237Z\"/></svg>",
    "mask_w": 264,
    "mask_h": 264
},
{
    "label": "clouds",
    "instance_id": "9594fccd",
    "mask_svg": "<svg viewBox=\"0 0 264 264\" xmlns=\"http://www.w3.org/2000/svg\"><path fill=\"white\" fill-rule=\"evenodd\" d=\"M256 7H259L262 11H264V0H258V3L255 5ZM241 23H243V25L247 26L249 24V21L245 20L243 17L240 18ZM261 31H264V22H260L257 25ZM207 39V37H200L201 42L205 41ZM202 46V43H201ZM228 51L226 52L225 56L222 58L221 64L225 69L226 73H230L233 68L230 67L229 65H235L239 59H240V54L238 49V45L235 41V39L230 35L228 37ZM232 62H236V63H232ZM264 225V224H262Z\"/></svg>",
    "mask_w": 264,
    "mask_h": 264
}]
</instances>
